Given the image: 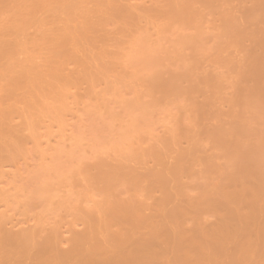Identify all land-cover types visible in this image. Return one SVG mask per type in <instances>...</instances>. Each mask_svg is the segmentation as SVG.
<instances>
[{
    "label": "rangeland",
    "instance_id": "rangeland-1",
    "mask_svg": "<svg viewBox=\"0 0 264 264\" xmlns=\"http://www.w3.org/2000/svg\"><path fill=\"white\" fill-rule=\"evenodd\" d=\"M17 1H18L17 5L19 3L20 4L22 3V0H16V2ZM41 1H43L44 4L47 5L46 6L47 10L49 9V11H51L50 8L52 9V11L50 13H49V11L47 12V18L49 19L50 17H48V16H51L50 14H52L51 17L55 16L54 18L57 19V20L51 19L52 22H53V23L50 22L51 24H54L55 22L58 24L59 22H61V24L64 25L62 22H64L68 17L70 18V16H68V17L65 16L69 12L71 14V18L70 19H72V20L70 21V19L68 18L69 20L68 19L67 20L69 22L68 21L67 22H68L69 25H71V27H70L71 30H72V27L77 29V27L75 25L78 26L81 23H83L84 24V28H86L85 25H87V24L84 23L82 17H81V20H82L81 23H80V20H79L78 21L79 24H77L78 23L77 20L80 19L79 17L82 16L85 13L84 11L86 9H88L89 7L90 8L88 10H86L88 15H86L87 13H85V15H84V17L86 16V19H87V16H89V14L91 16L92 13H93V15H96L99 12V11H97V10H99L98 6L94 4L97 0L96 1L93 0V1H95V2H92L93 4L91 3L92 0L89 1L90 3H88L87 0H84V3H83L82 0L81 1L80 0H70V1L67 0V1H69L71 3H74L73 5L76 6L75 7L76 9L69 2H65L66 0L65 1L56 0V1H62L63 2V3L61 2L62 4H64V5L66 4L65 6H63V5L60 6L61 3L60 2L56 3L55 0H53V2H50L51 0L50 1L49 0L48 1L41 0ZM79 1L82 2V3H79ZM100 1H104V0H100ZM111 1L112 0H109L107 2V6L110 5V7H112L111 4H113V6L115 8H117L116 4L119 1L118 2L119 3V8H118V10L115 9V10H117L118 13L117 12L116 13L118 15L120 14L119 12H125L126 10H128L129 13L125 12L126 15L124 13H121V15L124 14L125 16L123 15L124 17H123V19H121V21H116L115 20L116 18L114 17V15H112V16L115 19L111 16L112 12H110V10H108L109 8L107 6L105 7L104 5L102 6V4H101L102 2H101L100 5H101V9L103 11H101V9H100L99 17H98V14H97V18H96V16L93 17V15H92L91 17L90 16L88 17L89 18V19H87L88 21L87 20H85V21L88 24H90V27H91V25L92 26L95 25L96 30L99 31L98 30L99 29V24L101 22L100 18H102V20L104 19V21L109 20V22L107 21L108 23L107 22H103V25L107 24L105 27L103 25H101L102 23L100 24L101 27L103 26L102 30L104 32H105V30H107L109 35H108V33H102L103 31H101V32L99 31L100 35H102V34L105 35L106 34L107 37H106L105 40H104L105 37L103 35H102L104 37L103 39H102V37L100 35L98 36L99 33H95L92 38L90 37V39L86 40V38H84L83 40L84 41L86 40V43L84 41H82V40H77L79 43H80V41L83 43V44H81V46L83 48L82 47H78L80 45L77 42H76L77 45H76V43H75V45H72V44L71 45H67L66 44L67 47H65L66 45L63 46V47H65L66 48L65 50H68L69 52L68 51L66 52L64 50H63L64 53L60 52L61 55H63V58L60 57L61 59H57L60 56L59 53H58L59 52L58 51L59 48L57 49L58 52H56L55 50H52V48H51L53 46L52 44L56 40L53 41L52 44L48 43L49 46L50 45H52V46H50V49L46 50V48H49V47H47L48 44L46 43V41H44L45 39L43 40L45 42V45H43L42 44L43 41H41L39 39V38L46 37V35L45 36L44 35H40V34L36 35V33H35V32H38V30H40V29H38V27H39L38 25H40V24L37 23V22H39V16L42 17V15H43L40 12L42 10H45L44 8H46V7H44V5H42V2L39 1L41 3V4L39 3L40 5L37 3L36 9H35V7H32V9H27L26 10V8H25L26 12L23 11V13L19 12L20 11L19 9H21V8H17L19 11L17 9H14V13H15V10L18 11L19 13H21V17H20V14L18 12L14 14L13 11H12L13 10L12 8H11L12 9L11 12L7 11V9H4L5 12L7 11L6 13H8V15H7L8 19L13 18L11 15L9 16L10 13H13L12 15L13 16L15 15L14 16L15 18L19 17L18 19H15V18H13V19L20 21V23L23 26L19 22L18 23L23 27V29H22V27H18L19 30L16 28L15 31H13L14 28L16 27L15 26L16 22L14 21L15 22L14 23L13 20L12 21L10 20V22L14 23L15 27H13L12 25H11L12 27H10V26H7V24H6V26L4 28H6L7 30H5L3 28L0 29L2 31L0 36L2 35L3 37H5L6 38V39L4 38L5 41L8 38H10L9 39L10 41L8 40V42L9 43L10 42L11 43H15V44H12L13 47L16 46L18 48L19 44L21 42H22V44L25 45V46L21 45L23 47H26V46H28L26 44H29L30 47L28 46L27 48H23L25 50V51L23 50V52H25V53L28 52L27 55L25 53H22V49H21L22 47L21 46H20L21 48L19 47L20 50L19 49L17 50V48L16 49L14 48L12 50L13 53H14V50H17L15 52H17L18 54L20 52V55H21L22 58H24L23 56L26 55V57L28 58L29 62H28L27 58H25L24 59L25 61L23 60L25 63L23 61H21V63H20L18 60H21L22 58H20V55H18L17 53L16 54L18 56L15 55V54H14V56L13 55L12 56L16 59L15 60L16 63L18 61V63H20L21 65L24 64L25 67L28 66L30 68V70H32V68H34V69L37 68L36 70L33 69L34 72H35L34 77L33 78H29V77L22 78L21 82L23 84L22 83L21 84L23 85V88L25 90H28V91H30L32 93L34 91H36L38 93V95H39V99L41 100V105L35 106V108H33L34 111H29L28 109H23V107H22V109L21 108L19 109V112L15 111L17 113H14V114L12 113V115L10 117V120L8 119L9 122H7L9 125L8 126L6 125V128L8 129L7 131L8 132L14 131L15 134H14V136L8 135L5 147L9 151V153L13 154V158L17 155L16 156L17 163L15 164V158L13 159L11 157L13 159V163H12L13 165H11V167L8 166L7 169L4 168V171H7V173H9V176H7L8 174L6 173L4 176L1 177V179L3 178L5 180V186H4L3 182H0L1 186L3 185V188L0 187V189H1L0 190V195L2 193H6L8 191L6 193V196H4V198L5 199L9 198V199L12 200V201L10 200V203L4 204V203H2V201H3L2 199L3 198L2 197H1L2 199L0 198V200H2L0 204L1 205L3 204L2 205L3 207L0 205V207L2 208V209L0 208V211L2 210L5 215L7 214V217H9L11 215V213H12V215L9 217V220H6L7 222H10V223H8L6 225L7 227H8L9 224L10 225L13 224V221H12L13 219L19 220V218L21 216L25 217V219L23 217H21L18 223H20L21 221L24 222V220H25L26 224H29L30 226L33 224L36 227H37V224L44 225L45 227H48V226H46V224H48V223L50 225L54 223V226L56 227L55 222L56 223L58 222L57 224L60 225L59 222H61V224H62V222H65L66 220L69 221L68 218L70 219L71 217H72L71 219L75 218V220H76L79 216H81V217H79L78 219H81V221H83V223H84L85 220H86V222H88L87 220L91 218L92 222H89L91 224V223H93L95 221L94 219H96V221H97V219H99L102 215L99 214L100 216H98L95 212L93 213V215H90L92 213H90L86 208H88V207L90 208V206H92V205H90V203H92V202L94 203V205L96 204L95 205V208H96L97 203L95 201H97L98 204H100L102 201L96 200L95 197L100 198V197H102L101 195H103V196L105 195V197H106V194L108 192L107 190L111 191V192H109V193H111V195L110 194H107V195H109L111 197H114V196L125 197L124 201H126V198H127V196H125V194L129 191L128 194L129 193L130 194L129 195L127 194V195L130 196L131 202H133V203H134L133 198L135 197V200H136L137 196L139 195L140 198L139 197L138 198L141 201L138 200V202L141 203V207L145 208L146 211H147V206H148L149 202L151 201V197H149L151 194L156 196V199H157V201H159V204H163V203H160V198L162 196H163V199L166 198L167 202L164 203V204H166L167 208H169L171 206V204H169V199H171V197L168 198L170 195L173 196V198L171 199L172 201L174 200L173 203H175V205L178 204V206H184V205L186 206V204H184V202L186 203L187 198L192 196L191 198L188 199V201H192L193 202L194 199L196 200V198H194L196 196V197H198V199L196 201H198L197 203H199L201 206L197 205L196 207H193V210H189V211L187 210L188 214L185 213L184 214L185 217H183L184 215H182V217L185 218V219H182L180 217L181 219L179 218L178 222L181 223L182 222L181 220H183V222L186 223L185 225L188 226V228H190L192 226L193 222H191V221L192 220L194 221L195 217H196V220H201V221H203V220H208L209 221L210 220V221L213 222L214 219H213L212 213L210 212L211 209L209 210V209H207V207L204 208V205H206L207 203L206 202H202V200H201L202 197H206L204 195H211V194L213 195L214 194L215 197L218 198V196H217L218 194L217 193H218V191H220V198H221L223 196L222 194L225 191H228L226 189V188H228V186H230L228 189L234 190V189H236L235 187L237 185V184L235 185V183H234L236 181H234V182L230 181L229 182V183H232V184L234 183L233 184V185H235L234 187H232L231 185H228L227 187L223 188L224 186L222 185L223 186L222 187L219 184L217 186V188H218L217 189L218 191H217L215 189V187H216L215 184L217 185L219 182H222L221 181L222 178L218 179V180L216 179L217 181L214 179V181H213V178H214L215 174H216V177H217V172L214 175H213V173H208L207 174L205 172L206 176L208 175V177L206 178V177H204V175H203V177L201 176L202 175L201 173L204 174L203 168H201L202 170L198 169V168L201 167V165H203V167H204V164H209L210 166L208 168H210V169H211V166L213 164H214L213 166H215L217 164L215 166L217 169H218V166H220V168L223 169L225 166H227V165L229 166V164H230L229 162L233 159L234 156H236V155H234L232 157V156H230L229 152L226 151L223 154V156L221 157L220 156L221 153H219V152H222L225 149L223 150L222 149L223 147L219 149L217 147L218 143H216L218 141V139H219L218 138L219 136L222 137V135L226 134V135H229L228 137H230L229 130H228V132L226 131V133L224 132V134H221V135H220L221 132L219 133V130L216 131L217 130L216 127L217 128L219 127L221 129V131H222L223 127H220V126L221 125L225 126L224 124H220V126H219V123H221V121H222L221 120L219 122V120L221 118H223V117L226 119L227 116L228 117L230 116L229 115L230 113H227L228 114L227 116L225 115L226 114V110H224L225 112L220 111V110H223V109H221V107L226 108V106H225L226 102L222 103L223 98H225V100L227 99L228 102L229 101L233 102L232 99H236V98H232L231 100H228V98L230 99V97H234V95H235V97L238 98L237 99L238 102H237V100L236 101L234 100V102L231 105H233L232 106L233 108L237 107L236 108L237 109V113H238V110H239L238 115L240 114V117L237 118L238 120L237 119L232 120V118H231V119H228V120H231V121L226 122V125L229 122H230L231 125L233 124L231 127H230V125H227V126H229L231 128V131H232L231 134L233 133V137L235 136V138H236L235 134L238 132V134H239L238 137L241 140L240 144L243 143V142L244 143L246 142V144L249 143V145H251V144L257 145V147L261 148V149L259 148L260 149L259 151H262V153H260V154H264V152H263V149H264V138L263 137H264V135L262 137V134H264L263 133L264 131H261V135L259 134V130L258 129L256 130L257 132H254L255 130L252 127L254 126V128H256V124L253 123L254 119H253V121H249V120H252V119H250V117H251L250 114L251 113L248 112V115L250 116L249 120L246 117L247 114L246 115H242L243 113L242 114L240 113V111L243 112L244 109H245L244 104H243L244 103L243 100L245 102H248L249 99L247 97H244L245 95L242 96V94L241 95H236V94L230 95L231 92H232L231 91L232 90V88H231L232 86L230 84H232L234 79H236L235 77H236V74H237V72L239 70L238 67H239V64L241 63V62L238 63V61H239V59H240V61H242L241 56L244 55L243 54L244 52H243V53H241V55L239 57L238 56L239 54L237 55V53H240V50L241 51L243 50L242 46H243L244 43L247 44V46L253 44L250 41V37L249 38L246 37L248 43H246L247 42L246 40L243 41L244 40V38H243L242 43H241L242 45L240 46V48H242V49H240L238 51V48L236 47V45L237 46L240 45V39L243 37L242 35H244V32L241 35V32L243 30L241 27H242V24L244 23V22L242 23L241 20H242V18L244 16L241 15V17H238L237 12H235L234 10L237 11V9L239 8V11H240L239 14H241V12H244V15H245L246 14V12H245L246 10L244 11L243 7H246L247 3H249L248 1H250V0H248V1L247 0H243V1L242 0H118L116 2L114 0V3H112ZM244 1H245V3L247 1V3L245 4ZM45 2H47V4ZM85 2H87V3H85ZM97 2H96V4L99 5V2L98 3ZM105 2L106 1H104V3ZM75 3L77 5L80 4L82 6V9H84V11L82 9H78L81 6L79 5V7H78L77 5H75ZM244 4H245V6H244ZM41 5H42V7H44L43 9H42V7H40ZM49 5H50V7H48ZM68 5L70 6L69 7L70 9L67 7ZM93 5H95V7ZM238 5H240V6H238ZM236 6H237V9H236ZM38 7L40 8L39 9L40 11L37 10ZM63 7L65 8V10L63 9L65 12L68 11V9H69V11L67 13L61 11L62 14L60 15L58 13L60 11H56V10H60V9L62 10ZM102 7H104L106 10L104 11V8H102ZM241 7H242L243 10L240 9ZM13 8H15V7H13ZM55 8H56V10H55ZM92 8H93V12L91 10ZM261 8H263V7H261ZM261 8H260V10H261ZM95 9H96V14L94 13ZM119 9L122 10V11H119ZM245 9H247V8H245ZM8 10H10V9H8ZM36 10H37V12H36ZM79 10H82V11H79ZM111 10L114 11L113 7H112ZM256 10H259V9H256ZM88 11H90V13ZM108 11L110 13H104L103 14V12H108ZM45 12H46V10L44 11L43 17L46 16ZM78 12H81V13L83 12V14L79 15L81 13H78ZM232 12L234 13V15L237 14V16L233 17V13ZM258 12L260 14V11H256L255 14L260 16L261 23L264 24V13H263L264 11H262V13L260 15L257 14ZM3 13L1 11L0 18L2 17L1 15ZM36 13L42 14V15L37 16L38 14H36ZM56 13H57V16L59 14L60 17L59 16L57 17ZM69 13H68V15H70ZM33 14H36V16L33 15ZM72 14L75 15V16H73ZM76 14H78L79 17L76 16ZM251 14H253V13H251ZM255 14H253V17L254 16L257 17ZM102 15L103 16L105 15V16L102 17ZM16 16H18V17H16ZM64 16L66 18L65 20H64ZM72 16L74 18H76V19L74 20L72 18ZM109 16L111 17V21H110ZM120 17H122V16H120ZM226 17L234 18V19H232V18H229V19H232L231 21L234 24H236V25L237 24L238 25L241 24L239 26V28H241L242 30L239 29V30H241V31H239L237 29V31L240 32L239 36L237 35L238 33L235 35V33L237 31L234 33V31L232 32L231 29H227V25H228L227 21L229 22V20H227L228 18H226ZM245 17H244V19L246 20ZM6 18H3V20H1V21L4 22V19L6 20ZM30 18L32 20L35 19L34 20L35 22L34 21L32 22V20ZM60 18H61V20L63 18V21H59L58 22V20ZM98 18L100 19V21L98 20ZM240 18H241V20H240ZM257 18H259V17H257ZM8 19H7V21L9 22ZM44 19H45L44 21H42V19L40 20L41 23H43L42 25H40L41 26L40 28H42V26L44 25V23L46 21H47L46 25H51V24H47L49 22H48V20H46L45 17H44ZM93 19H95L94 22H96L97 24L99 23L98 27H96V24L92 21ZM244 19H243V21H244ZM96 20H98V21H96ZM251 21H253V20H251ZM10 22L8 23L9 25H10ZM90 22H92L94 25L91 24ZM255 22H259V20L257 19V21H255ZM33 23L35 25L37 24L36 26H38V27H36V29L34 28L35 25ZM246 23H247V20L245 21L244 24H246ZM259 23H258V25H256L255 29L256 28L260 29V27H263V25L260 26V27H257V26L261 25ZM19 24H18V26H20ZM61 24L59 23L60 26L51 25V26H53V29H50V28H52L51 26L49 28V26H45L44 25L43 27L44 28L47 27V28L42 29L41 30L42 31L41 34H44V32L45 33H51V34L53 33L55 37H52V38L58 39V37H62V36H59L60 33L58 31H55V29H57V27H60L57 30L61 29L62 28ZM68 24L65 23V25H67V28L65 27V25L63 26L64 28H62V29H63L64 32L62 30H59L60 32H62L61 35L63 33H65V31L68 32V30H69V28H68L69 25ZM83 24H81V25H83ZM32 25H33V27H32ZM118 25H119V27H118ZM238 25L236 27H234L235 25H233V27L234 28H238ZM249 25H251V23H249ZM246 26H247V24H246ZM252 26H253V24H252ZM7 27H10L11 29H13L11 31V33L9 31L10 29H8ZM80 27L78 26V28H80ZM87 27H88V25H87ZM225 27H226V29H224ZM244 27H245V25H244ZM32 28H33V30H32ZM91 28L95 29L94 27H91ZM115 28H117L116 31H115ZM229 28H232V26L229 27ZM249 28H253V27H249ZM83 29H82V31H79V32H78L79 29L77 31H75L78 34L80 33L79 34V38L77 37L78 39H80V37L83 36L84 33L86 32V29H84V30ZM259 29H257V31H259ZM3 30H4V32H3ZM20 30H22V31H20ZM52 30H54V31H52ZM71 30H69V31H71ZM96 30H94V32ZM226 30H230L229 32L230 33L232 32L233 33L232 35H234V36H236L238 38L240 36H242V37H240V39L236 38L239 41V43H236L237 40L235 39V37L229 35L228 34L229 32H225ZM248 30H245V33ZM5 31H6V33H5ZM8 31H9V33H8ZM88 31H89V29H88ZM251 31H255V30L253 29ZM251 31H250V33H251ZM15 32L19 36V38H16L17 36H16ZM40 32H38V33H40ZM73 32L74 31H72L71 34H69L70 32H68L66 34V37L70 38V35H73ZM81 32H83V33H81ZM3 33H5V35H3ZM77 33H75L76 35L74 34L73 36H77L78 35ZM250 33L248 32L246 34H250ZM253 33L256 34V31L253 32ZM53 34L51 36H53ZM55 34L56 35L59 34V35L56 37ZM8 35H10V36L7 37ZM30 35H31L32 38L30 37ZM50 35H48L49 38H48V36H47V38L49 39L48 42L51 43ZM228 35L231 36V38H234L236 41L233 40V39H229L230 37ZM251 35H252V33H251ZM254 36L255 35H253V37ZM14 37L16 39H18V41L19 40H21V41L18 42V41H16V39L13 40ZM29 37H30L31 41H30ZM84 37H85V35H84ZM180 37L183 38V39H180ZM75 38H73V37H72V39L70 38V41H72V42L74 41L75 42L76 41ZM1 39L3 40V38H1ZM36 39H37V41H36ZM63 39H61V40H63ZM11 40L14 41V42H12ZM229 40L230 41L233 40L232 44L235 43V44H233L234 45V49L235 48H237V49H235V50L232 49L233 47H231L232 46L231 43L230 44L227 43V42H230ZM254 40H252V41L255 43ZM63 41H66V40H63ZM68 41H66V43ZM249 41L251 42V44H249ZM6 42H5V45L7 47L8 46L10 47L11 43L9 45V43L7 44ZM34 42H36V43L38 42V43L36 44ZM39 44L42 45L44 49L42 48V46L38 47V46H40ZM55 44H56V42H55ZM55 44H54V47L57 48V44L56 45ZM63 44H65V43H63ZM68 44H69V42H68ZM85 44H86V46H84ZM223 44H225L226 46H227V44L231 45V46L228 45L229 47H231V48L228 47V51L229 50H233V51H231V53L227 52L231 56L226 55L227 54L226 51L225 52L223 51L226 54H225V56L221 55L222 56L221 58H223V56H224V58L226 56L230 57L229 61H228V59L226 60L227 62L224 61L227 57L223 60L224 64H222L223 61H221L219 63L216 62V61H219L218 60L219 57H220L219 55L223 54V53L219 52L220 47L223 46L222 50H224L223 48L226 47ZM245 44H244V46H245ZM35 45L37 46L36 50H38L37 54H35L36 53V50H35L36 46ZM68 46H70V48L74 49V51L77 50V49L79 50L78 51V54H79V58L78 59H77V57L76 58L69 57L70 56L69 54L72 52V49L70 50V48H68ZM13 47H11L10 49H12ZM85 47H86V51L88 53L85 51ZM249 47L251 48V46H249ZM33 48H34V50H33ZM244 48H247V47L245 46ZM42 49L44 51L43 52L44 56H43V54H41L42 53ZM82 49H84V50H82ZM48 50H49L50 54L52 53V51H55L56 53H58V54H56L55 52H54L55 54L52 53L50 56L54 57V60L51 61L49 59L50 58L49 57L48 58L49 62H48V60H46L47 57H48L47 55H49V53H47ZM80 50L84 51L82 56H81L82 51H80ZM248 50H250V49L248 48ZM32 51H34V52H32ZM39 51H41V52L39 53ZM236 51H237V53H236ZM12 52H11V54H13ZM65 52L67 54H65ZM85 52H86L87 55L86 54L84 55ZM218 52L220 54H218ZM21 53L23 54V56H22ZM29 53H31V54H29ZM232 53H234V54H232ZM45 55H46V57H45ZM52 55H56V56H52ZM57 55H58V57H57ZM233 55L235 56L234 58H233ZM31 56H33V57H31ZM34 56L37 57V58H35ZM238 57H239V59H238ZM33 59H35V60H33ZM51 59H53V58H51ZM236 60H237V62H236ZM31 61H34L35 63L34 62L33 63L36 64L38 67L36 65H35V67H31L32 65H34V64H32ZM231 61L235 62L236 66H233L231 64L233 62H231ZM15 62H13V64L17 65L18 63L16 64ZM28 63L31 64V66ZM89 63H92V66H94V65L97 66L95 71H93V69L89 65ZM232 66H233V68H232ZM240 66H241V64H240ZM29 68L27 70H29ZM234 68H235V70H234ZM24 69H26V68H24ZM75 69H77L78 71L82 70L81 74L77 73L75 71ZM154 69L155 70L157 69L159 71V73L154 72V73H156V75H155L156 77H154V78L157 79V80L153 81V84L151 85L150 81L152 79H150L148 77L149 76L148 73H150V72L152 73V71ZM220 70L222 71V73H221ZM213 72L216 73V76H217V73L219 72L220 78H219V76L216 77L215 73L213 74ZM83 73H84V76L80 77ZM154 73H152V74H154ZM206 73H208L207 74L208 76L206 75L207 78L205 76H202L203 74L205 75ZM221 74H223V75L221 76ZM162 75L163 76L165 75L164 78H163ZM150 76H152V75H150ZM201 76H202V78L203 77L206 78L202 82H205V83L209 82L208 84L211 83V85L214 86L213 87L214 91H213V89H211L212 87L208 86L207 83H206V85H204L205 83H203L204 86H201L202 85V82H200L201 81ZM61 77H64L65 80H67V82L64 83L65 80L61 81L60 80ZM146 77H147V79L149 78V81L146 79ZM170 77H172V78H170ZM220 79H222L224 82L222 80H220ZM157 81L161 82V83H159V85L160 84L161 85L158 87L159 88L158 90L161 91V93L164 92L165 96H163V97H161L163 94L159 93L156 90V88H155V86H157L156 85ZM174 81L176 82L177 85H179V86H177L175 84L177 87H182L183 86V88L181 90L182 92L180 91L178 93V91L176 90L177 87L174 86L175 87L174 88L172 86L173 83H175ZM221 81L223 83H225L224 84L225 86H226V84H229V83H227L228 81L229 82L232 81V82H230L229 85H227L228 87L230 86L231 89L228 88V87H225L223 85V83H222V89H220V87H221L220 85L221 84L219 82H221ZM193 82L194 83L198 82L199 84H201L200 88L201 87L203 89L206 88L205 89L206 91H207V88H208L209 90L214 92V94H215V95L213 94L214 97H212L213 95L211 96V93H210L211 91L210 92L208 91V93H210V94H207V92L205 93L204 90H200L198 85L196 86L197 89H195V86H194V89H192V90L194 92L196 90L197 91L192 94V90H190V89L193 88L192 87L193 84L190 85V83H193ZM188 85H189V88H188ZM194 85H196V84H194ZM184 86H187L185 88H188V90L191 91V93H187L189 91L188 90L186 91L184 89ZM205 86H207V87H205ZM171 89H175L176 91L175 90L172 91ZM178 90H180V88ZM184 90L186 91L185 92L186 94H184V92H183ZM200 91H203L205 96L208 97L206 100L202 99V95H200L201 94ZM218 91H220L219 94H217ZM173 92L177 93V94L175 93L176 97H177V101H176L175 98H173V100L170 101V99L175 95V94H173ZM198 92H200V93L198 94ZM221 93L224 94V95H222ZM160 94H161V96H160ZM194 94H197L196 95L197 97L199 95V97L196 99V96H194ZM227 94H229V95L226 96ZM166 95L169 96V98H168L169 100H167V96ZM170 96H172V97H170ZM240 96L243 99L242 101L239 100ZM203 97H204V95H203ZM206 97H204V98H206ZM210 97H212V100L209 99ZM162 98L165 99L166 101L163 100ZM194 99H196V100H194ZM178 100H179V102H178ZM198 100H199V102L202 101L201 102L202 104H199L197 102ZM172 101H174L176 103L178 102V105H180L182 108H180V106L178 108V105L175 106L176 103L174 104ZM181 101L185 105L184 104L182 105V103H180ZM44 102H45V105H44L43 108H41L43 106ZM228 102H227V108H230L229 107L230 105L228 104ZM21 103H19V105H21ZM203 103L204 104L206 103L205 105L208 106L209 113H208V110H207V106H205V105L202 106ZM251 103L252 102H250V104H249L250 106L252 105ZM191 106H192V108H191ZM218 106H221L220 109H219ZM250 106H249V108H252V106L251 107ZM254 106L258 108V109H256V110H258V112H260L259 111V107L264 109V107L259 106V105H257V106L253 105V108H254ZM198 108L201 109V111H199V113H198ZM205 108H206L207 113L209 115L207 113H205V110H204ZM247 108H248V105H247ZM247 108H246V110H247ZM186 109H188V110H186ZM190 109H191V111H189ZM193 109H195L197 111L196 115L200 116V114L204 113L203 115L200 116L199 120H198V116H196L194 114L193 111H195V110H193ZM229 110H232L231 111L232 112L231 115L233 114V112H236V111H234V109H229ZM184 111H185V113L187 115L184 114ZM253 112H255V110ZM221 113H223L224 116H221V118L219 119L220 115H222ZM237 113L234 114L235 117H236ZM260 113H262V112H260ZM192 114L195 115V116L193 115L195 117V119L193 118ZM205 114L208 116V119L210 121L209 123H211V121L214 120V122H215V124L217 126L213 122H212V125H210V126L208 124V121H207V123H205V122L203 123L202 121H205V119L208 120L207 117L204 118ZM257 114L258 113L256 111V115ZM183 116L185 117L184 119H183ZM202 116H203V118H202V121H201V117ZM243 116H245V118L248 121L243 119ZM253 116H255V115H252V117ZM7 117H8V115H7ZM263 117L261 116V118H263ZM180 118H182V119H181V121L178 122V119H180ZM210 118H212V120H210ZM225 119H224V123H225ZM263 119H260V120L262 121ZM255 120L257 121V118H255ZM175 121H177V122H175ZM195 121H197V122H195ZM236 121L239 122V124H237ZM182 122H184V124H187L188 126L190 124L191 128L193 129V131L196 129L197 131L196 130L195 131L198 134H196L195 131H194L195 134H193L192 130H191V133L188 132V129L185 128L187 126L185 125V127H184L183 126L184 124ZM246 122H247V124L249 122H252L253 123V125L251 123L252 127H250L251 125L249 127L246 126ZM198 123H199L200 126H201V124H202V126H204L201 129V127L198 125L200 130H198L199 129L198 126H197ZM261 124H263L262 126L264 127V123H261ZM227 126H225L224 129L227 130V128H228ZM259 126H260V123H258V127ZM173 127H174V129H173ZM212 127H215V131L217 133H219V135L217 137L218 139H217L216 142L213 140V139H215V137L214 136L211 137V135H210V133L212 134L213 131H214V128H212ZM187 128H189V130L191 129L190 126L187 127ZM236 129H237V132H236ZM260 130H262L261 127H260ZM170 131L173 132V134L175 135V138H174L173 134L171 135V137H173V138H170V137L168 138V136L171 133ZM222 133H223V131H222ZM189 134L190 135L193 134L192 136H194V138L191 137V139L192 138L195 139L196 138L195 135H197L198 137L200 136L199 137L200 139L199 138H197V139L201 143H198L199 141H197V139L189 140L191 143L189 141H187L185 138L189 139ZM208 134L210 135V137H208L209 136ZM33 135H34V137H33ZM180 135L184 139L180 140L179 139L181 137ZM1 136H2V134H0V141H1ZM166 138H168L169 140L166 139ZM177 138L179 139L178 143H177V140H176ZM211 138H213V139H211ZM239 138L238 139L236 138V139L239 140ZM170 139H175L176 143L174 142V140H171V142H174V143H170L169 144ZM221 139L223 140L224 138H221ZM167 140H168V143L166 142ZM184 140H186V141H184ZM212 140L216 143L217 146H215V143H213ZM230 140L232 141V139H230ZM193 141H196L198 146L195 144L196 142L193 143ZM224 141L226 142V139H224ZM165 142H166V144H165L166 146L167 145L168 146L171 145L169 147H173V146H175L174 144H176V145H180V147L182 146L181 149L183 147L186 148V149H182L183 151H180V147L178 146L179 147L178 152H180V153H182V152L184 153V151L186 150L185 153L188 151V154H189V151L191 153V151H193L192 149H194V152L191 153V155L189 154V157H187L188 154L186 155V157H184L185 159L182 157V156H185V155L182 154L181 158H183V161L182 160L181 161L183 163L180 162V160L178 161V159H177V162H180V166L181 167H182L181 163L183 164V168H184L183 171L179 170V169H181L180 166H177L178 169L174 166V163H175L176 160H174L173 157L176 159V156H174V155L177 153L178 154L177 157H178L179 154H180V153L176 152L177 151L176 149L178 147L177 148L176 147L172 148L173 149V151H172L173 154L170 151L171 149L169 150L170 152L168 151L169 147L166 148L168 152L164 153L166 151L165 150L166 146L165 147H161V146ZM220 142H222V141L220 140ZM220 142H219V144H220ZM232 142H234V141H232ZM237 142H239V141H237ZM89 144H90V146H89ZM190 144L194 145V147L193 146L191 147L192 149L190 148ZM150 145H152V146L154 145L155 147L153 146V149H152V147ZM221 145H222V143H221ZM230 145L232 146V144H230ZM226 146H228V144ZM226 146L224 148H226ZM242 146L244 147V151H245L246 148H248V147H245V145H242ZM187 147H189L190 149L187 148ZM250 147H252V145L249 146V148ZM254 147H252V152H253V148ZM89 148L91 149L92 152L90 151ZM239 148H240V146H239ZM3 149H4V146H3V143L1 141L0 152L2 154L5 151V150L3 151ZM227 149H228V147H227ZM236 150H238V149H236ZM239 150H241V149H239ZM239 150L235 151V153H238ZM249 151H251V150H249ZM256 151L253 152L255 157H256V155H258V154H256ZM231 152H232V150H231ZM233 152H232V154H233ZM240 153H241V151H240ZM240 153H239V155H240ZM71 154H73V155H71ZM82 154L85 155L84 157H87L89 155L86 158L87 161L85 160L84 157H82V158H84V160L82 159V161H79L80 164H79V162H77L79 159L76 160L77 158H75L73 160L74 156L77 155L78 158H81V157H79V155L81 156ZM97 154H100L101 157L98 156ZM155 154L157 156H155ZM246 154H247V152H246ZM58 155L65 156V157L67 156V157L66 158L62 157V158L65 159L63 161V159H61V157L58 156ZM90 155H91V157H90ZM102 155L103 156H105V155L107 156L108 155L109 157H106V158H108L110 162L114 160L113 162L116 163V164L113 163V165H112V164H110L109 161H107L108 160L107 159L106 162H109V163L106 165V167L110 164V167H111V168L109 167L110 169H112V167H113V169H112L113 171L119 170V171L116 172V173H118L116 175L111 170V176H110L109 181H111V182H112V180L114 181V176H115V179L119 178L118 179L119 181L118 180H116V181L118 183L120 182L122 185L120 184L119 185L120 188H118L116 181H114L115 184H113L114 182L113 183L107 182V183H109V184H107L109 186H110V183L113 184V185H116V186L112 188L111 186H113V185H111L110 186L111 188L108 189V187L106 188V186L103 185V187L105 186V188H106L105 189L106 192L105 191H103V192L101 191L102 193H100L99 192L100 190L98 189V186L100 184L96 187L99 190L98 192L94 191V189L95 190H97V189L93 188L92 187L93 185H90V184L92 182V184H94L96 186L97 182H99V183L102 182V181H97L96 179H98L99 177L101 178L105 174L104 172L110 171L109 169H108V171H105V170L103 171L102 170L104 174L103 175L101 174L102 176L98 175V174L102 173L101 169L104 168L102 166H104L106 164L105 163L104 165H100L102 163L101 159L105 158V157H102ZM200 155H202V156L200 157ZM251 155L253 156V154H251ZM49 156H50V158H49ZM52 156L53 157L56 156V157L53 158ZM94 156L95 157L97 156L96 160H95ZM246 156L247 157L243 159L244 162H246L248 164L252 163V166L258 168L256 170H260L261 171L260 173L264 174V159H262V155H260L261 159L257 158V157L253 158L254 156L252 158H249L248 155H246ZM57 157H58V159H57ZM70 157H71V161L73 163L72 162L71 163L68 162V160L70 161ZM110 157L113 158V160H110ZM157 157H159V159H161L162 161L164 160V162L166 164V165L164 164L165 165L164 169H163L164 165L162 166L163 162L161 163V160H160V163H159V161H158L159 159ZM88 158H92V160L96 161V162H93L91 159L89 160L90 161L89 162ZM98 158H101V159L98 160ZM236 158L239 160L238 157H236ZM263 158H264V155H263ZM49 159H52V160H49ZM97 160L100 161V162H99V166H97L96 171H98V169H100L98 167H100V166L102 167L100 169L101 172L100 173L98 172V174H97L98 177L96 175V171H94L95 168H96V165L98 164ZM47 161H50V162H47ZM52 161L56 164V165L54 164L56 170L52 166V163H51ZM157 161H158V163H157ZM58 162H60V163H58ZM63 162H65V163L67 162L66 163L67 165H65ZM82 162H84V165H88V164L89 165L92 164L93 166L95 165L94 166L95 168L93 166H92V168L90 166H83V169L85 167L91 168V171H92L91 173L88 172L90 170H88V171L83 170V169H81L82 167H80V165H83ZM104 162H105V160H104ZM122 162H123V164H122ZM241 162H242V160H241ZM62 164H63V166H62ZM46 165H48L47 166L48 170H47ZM114 165H116V166L114 167ZM175 165H179V164H175ZM43 166H44V168H43ZM51 166L53 167V169H52ZM76 166L79 167L77 169L78 171H76V173H80V174L83 173V176H84V172H85V177L87 176L86 179H90L91 180V182H88V184L90 186L87 185V183L85 185V182H87L88 180H85L83 178V176H82V178H83V180H85L83 182L84 184L81 181L80 182L82 184H80L77 181L79 183V186H77V184H75L76 179H75V181L73 183L74 185L72 183H70L72 181L68 182V180L66 182L64 181V183H63V178L64 177L66 178V176L68 177L67 174H71L69 172L72 171L73 168H74L73 171H75L76 170L75 169ZM206 166H208V165H206ZM45 167H46V170H45ZM120 167H122V168H120ZM254 167H252V168H254ZM59 168H60V170H59ZM114 168H116L117 170L114 169ZM123 168H125V169H123ZM120 169L121 170L123 169L124 171L123 170L121 171ZM224 169H226V168H224ZM8 170H9V172H8ZM53 170H55V173L52 172ZM126 170H127V172H126ZM175 170H177V172H179V171L181 173L183 172V174H181L180 176H176L175 175L176 174ZM213 170H214V167H213ZM227 170L226 171L222 170L221 171L222 175L224 174V177L226 175H228L229 177L228 176H226V177L230 178L231 180H235L234 179L235 175L232 174L234 172H232V173L229 172V174H228ZM73 171H72V175H74V178H75V174L76 173L73 174ZM57 172H58V174H56ZM93 172L95 173L94 176H93V174H94ZM158 172H160V173H158ZM161 172L163 173L164 176L162 175ZM209 172H212V170L209 171ZM170 173H175V174L172 175ZM218 173H220V170H218ZM49 174H51V175H49ZM142 174L146 175V176H144L146 181H149V178H151L153 185H151L150 187L147 186V184H146L147 182L144 181V179H143L144 177H142ZM179 174L180 173H177V175H179ZM220 174L218 175V177L220 176ZM56 175H58V176L62 175L63 176V178H62L63 188L61 186L62 184H59V186H58V184H56V182H57L56 180H58V178H55L56 180L53 178ZM72 175H71V177H72ZM109 175L110 174L108 173V176ZM159 175L164 177V178H169V179L166 182H164L165 179L160 177ZM48 176H50V177H48ZM155 176L159 177L156 180L157 182L154 181V179H153V178H155ZM166 176H168V177H166ZM232 176H234V177H232ZM239 176H241V175L240 174H236L235 178H237V177L239 178ZM173 177H175V178H173ZM177 177H179L180 180H179V178L176 179ZM201 177L204 178V180ZM158 179H159V181H158ZM163 179H164V181H163ZM173 179H175L174 180L175 183H176L175 185L178 186L181 183V186H178V188H177V186H174V184H173L174 181H172ZM230 179H228V180H230ZM69 180H73V179H69ZM98 180H100V179H98ZM177 180H179L180 182L177 183ZM236 180L238 181V179H236ZM12 181H13V183H12ZM51 181L52 182L54 181L55 183L53 182L54 184L52 185ZM43 182H48V183L50 182V184H51V185L49 184L50 191L48 190V193L43 192V191H46V189H48V188L45 189V187L47 186L46 184H48V183L44 184ZM67 182H68V184H72L73 187H75V185H76L75 188L77 189V191L74 190L72 185L71 186L67 185ZM122 182L125 183V184H123ZM161 182H164L165 187H167L165 193H167L169 196L166 195V197H165L164 194L160 195V192H159L160 190H159L158 186H159V184H161ZM167 182H169V183H167ZM170 182L172 183V185H171ZM242 182H243L242 179L241 180L239 179V181L237 182V183H239L237 185V188L240 187V183H242ZM186 183L188 184V186H187ZM194 183L195 184L197 183V184L194 185ZM13 184H15V185H13ZM40 184H42V185H40ZM182 184L184 186L185 185L186 186L182 187ZM12 185L15 186V187H13ZM81 185H84L86 190H84V188L81 189L80 188ZM125 185H126L127 189L125 188ZM38 186L41 187V188H39ZM52 186L54 188H52ZM56 186L59 188V189L57 188V192L56 193L59 192L58 195L61 194L59 196L54 194L55 190H56V188H55ZM68 186H70V187H68ZM84 186H81V187H84ZM77 187H79V189ZM88 187L91 189L90 192H88V190H89ZM116 187L118 189H120V190H122V188H123V189H125V191L122 190V193H120V191H117L118 189L116 190ZM174 187H176V188H174ZM11 188L13 190L16 189L15 190L16 193H17V191H19L20 192V193L18 192L19 195L17 194L14 197V195L9 194L11 191H12V193L13 192L15 193V191H13ZM32 188H35V189H33L34 192L32 191ZM37 188L39 190H37ZM51 188H52V190H51ZM72 188H73V190H72ZM114 188H115V190H113ZM3 189L5 191L6 190L7 191L5 192ZM65 189H67L69 191H64ZM101 190H103L102 187H101ZM215 190L217 191V193H214ZM39 191H42L43 194H45L47 196L49 195V196L46 197L45 195H43L41 193L43 198L41 197V199H40V194H37V193H39ZM51 191H54V193L51 192ZM60 191H62V193ZM73 191H75L74 194H73V197L75 195L76 199H78L82 195L81 196L82 198H80V199H81L82 203L86 205V206L85 205L81 206V204H80L81 201L79 199V201L77 200V202H79L78 205L74 202V206L78 207L79 209H81L84 214L90 215V218L88 217V215L84 216L82 213H79L81 211H78V210H77L78 213L77 212L75 213V214H80V215H78V217L75 214L73 215L71 213L73 211V209L71 211L70 210L71 207L69 208L70 204L68 202H70V200H68V202H67V201H65V199H69L68 197H66V195L68 194V196H69V194L71 192H73ZM82 191H83V193H82ZM113 191H115L116 195L112 194ZM179 191H181V192H179ZM66 192H67V194H66ZM118 192H119V194H117ZM178 192L179 193H183L182 195L186 196L185 197L186 199L185 198L182 199L181 198L182 196L180 197L181 194H178ZM79 193L81 195H79ZM84 193L87 194V195H83ZM89 193L90 194L93 193L91 198H90L92 200V202H89L90 206L87 207L88 203H87V201L85 199H87L86 196H89ZM23 194H25V195H23ZM76 194H77V196H76ZM21 195L23 196V198L26 196L27 199L23 200ZM93 195H94V197H93ZM16 196H17V200H16ZM20 196H21V198H20ZM56 196L59 197V198L56 199ZM62 196H64L65 199ZM84 196H85V198H83ZM109 196H107L108 199H109ZM159 196H161V197L159 198ZM61 197L64 199L65 205H68V207L67 206L66 207L62 206L61 207L60 206V202H57L58 199H61ZM71 197L72 196L70 195V198ZM208 197L210 198L208 201H211L212 199H213V201H215L214 200L215 197L212 198V199H211L212 196H208ZM45 198H48V199H45ZM102 198H100V199L102 200ZM116 198H118V197H116ZM120 198H119V200H121ZM199 198H201V199H199ZM220 198H218L217 200H219ZM9 199L6 200V201H9ZM20 199H22V200H20ZM82 199H84V200H82ZM93 199H94V201H93ZM87 200L89 201V199H87ZM104 200H106V199H103V203L105 202ZM16 201L18 203H19V201H22V202L25 201L24 204L26 202H28V204L20 206L21 204L20 203H19L20 205L16 204L17 203ZM50 201H51V203H50ZM71 201L73 202V199ZM99 201H100V203H99ZM107 201L109 202V200H107ZM124 201H121V202H124ZM54 202H55V204H54ZM33 203H35V204H34V207L32 208L33 205H31V204H33ZM46 204H47V206L49 208L51 206V209L53 207L54 212L56 211L55 212L56 215H54L55 213L50 211L51 209L48 210V208L46 207ZM101 204H100V206L102 207L103 204L102 205ZM5 205H6V207H5ZM28 205H29V208H28ZM9 206H11V207H9ZM25 206H26V210H27L26 212L24 211V209H25L24 207ZM41 206H43V207H41ZM57 206L59 208H61V210L62 209L65 210V213L67 214V216L68 215L70 216V214H71V216L70 217L66 216L64 218V216L66 214L63 212V210L62 211L61 210H57V209H59V208H57ZM71 206H72V204H71ZM38 207H39V209H38ZM82 207H84V208L82 209ZM92 207H91V209H92ZM101 207H99V208H101ZM141 207H139V208H141ZM43 208L47 212L45 210L43 211ZM15 209L18 210V211L14 212ZM19 209H20V211H19ZM22 209H23L24 213L22 212ZM67 209H69V210H67ZM75 209H77V208H75ZM75 209H74V211H76ZM28 210H30V211H28ZM69 211H71V212H69ZM22 213H23V215H22ZM25 213L27 215L33 213V216L32 217H31V215L27 216ZM41 213L42 214L44 213L43 217H45V215L47 213L49 215H51V216H49L47 214L46 217H48V219L45 217V220L47 219L46 220V222H47L46 224H44L45 221H43L44 223H42L41 220H37V217H40L42 215ZM1 214H0V216H1ZM62 214H63V219H62V216H61ZM57 215H59L61 217L60 218L61 220L59 219V216H58V219H56ZM186 215H189L190 218L186 217ZM2 216L0 217L1 219L4 218L2 220H5V218H7L4 215H2ZM28 217H29L30 221H28ZM43 217H40V218H42V220H43L44 219ZM50 217L51 218L53 217L51 219V222H53V223L50 222V219H49ZM104 217L105 218H103V216H102L101 219L103 218V219H106L107 221H109L108 220L109 216L107 214ZM214 218H215V216H214ZM103 219H102V221H103ZM15 220H14V223L17 222ZM96 221L94 222L95 225H97ZM77 222H78L77 228L80 229L79 226L81 227L82 224H80L79 221H76V222L73 223V220H71V224L73 226L72 228L75 231H77V229H76V226H74V225ZM104 222H102V223L105 224ZM205 222H207V221H205ZM109 223H110V221H109ZM17 224L15 223L14 225H16V227L17 226L21 227V225L25 226V225H23L24 223L21 224V225H19V224L17 225ZM110 224L113 225L112 222ZM100 225H102V224H100ZM185 225H182V226H185ZM66 226H67V224L65 225V227ZM86 226H87V224H86ZM14 227L12 229L15 230L16 227L15 228ZM26 227H27V225H26ZM62 227L63 226H61V227L59 226V228L63 230ZM105 227H107V226H105ZM105 227L103 225L102 229H99V227H98V229L102 231ZM114 227L116 228L115 225H114ZM114 227L111 228V229H115ZM107 229H108V227H107ZM108 230L110 231V228ZM64 235L68 236V234H66V233H63V236Z\"/></svg>",
    "mask_w": 264,
    "mask_h": 264
},
{
    "label": "bare ground",
    "instance_id": "bare-ground-1",
    "mask_svg": "<svg viewBox=\"0 0 264 264\" xmlns=\"http://www.w3.org/2000/svg\"><path fill=\"white\" fill-rule=\"evenodd\" d=\"M40 2H42V5H44V7H46L47 5H45L44 4V2L43 1H41V0H39ZM38 0H22V3L19 5H17V3H18V1L16 2V0H0V14H1V11H2V13L5 15H1L2 17L0 18V29H5V30H7L6 28H4L5 26H6V24H7V26H10V27H15L14 28V30L13 29H11L10 27H7L8 29H10L9 31H10V33H11V31L13 30V31H15V29L17 28L18 30H19V28L18 27H22L23 25L20 23V21H18V20H15V19H18L19 17V15L18 16H16V17H18V18H15L12 14L14 13V9H17V8H21V9H17L19 12H21V13H23V11H25V8H26V10L27 9H32V7H35V9H36V5H37V3L39 4L40 2H39ZM46 1H48V0H46ZM50 1V0H49ZM63 1H65V0H63ZM70 1V0H69ZM69 1H65V2H69ZM81 1V0H80ZM79 1V3H82V2H80ZM83 1V3H84V0H82ZM88 1V3H90L89 1H91V0H87ZM96 1V0H95ZM95 1H91V3L92 2H95ZM98 1V0H97ZM96 1V2H97ZM100 1V0H99ZM98 1V2H99ZM104 1H106L105 3H104ZM104 1H100L99 2V5L98 4H96V2L94 3L95 5H97L98 6V8H99V10H97V11H99L100 12V9H101V5H100V3L102 4V6L104 5L105 7L107 6V2L109 1V0H104ZM116 1H118V0H115V2ZM243 1V0H242ZM248 1V0H247ZM247 1H246V3H247ZM50 2H53V0H51ZM55 2L57 3V2H62V1H56L55 0ZM73 2V1H72ZM97 2V3H98ZM112 3H114V0H112L111 1ZM119 2V1H118ZM117 2V4H116V6H117V8H115L114 6H113V4H111V6L113 7V9H114V11L113 10H111L112 9V7H110V5H108L107 7L109 8L108 10H110V12H112V14H111V16L112 15H114V17L116 18H114L113 16V18L116 20V21H121V19H123V17L126 15V13L125 12H128V10H126L125 12H119L120 14V16H122V17H120L117 13V10H118V8H119V3ZM249 3H247V5H246V7H243L244 8V11L246 12V14L244 15V12H241V14H239L240 13V11H239V8L237 9V6H236V9H237V11L236 10H234L235 12H237V14H238V17H241V15L242 16H246L245 18H246V20H247V26H246V24H244L245 23V19H244V17L242 18V20H241V18H240V20L242 21V29L244 30H242L241 28H239V26L241 25V24H237L238 25V28H234V27H236L237 25L236 24H234L231 20L232 19H234V18H232V17H226V18H228L227 20H229V22L227 21V29H231L232 30V32L234 31V33L237 31V29L239 30V29H241L242 30V32H241V35H242V33L244 32V35H242V36H240V37H242L241 39H240V37L238 38V37H236V36H234V35H232L233 33L231 32H229L230 30H226L225 32H229L228 34L229 35H231V36H233V37H235V39L237 38V39H240V45L239 46H237L236 45V47L238 48V51L240 50V49H242V48H240V46L242 45L241 43H242V40H243V38H244V40L243 41H247V38L246 37H250V41L253 43V44H251V42L249 41V44H251V45H249V46H251V48L249 47V46H247V44H245V46L247 47V48H244L245 46H244V44H243V50L241 51L240 50V53H237V51H236V53H237V55L240 57V55H241V53H243L244 55L243 56H241V59H242V61H240V59H239V57H238V59H239V61H238V63L239 62H241L240 64H241V66H240V64H239V67H238V72H237V74H236V79H234V81H233V85L232 84H230V82H232V81H228L227 83H229L232 87V92H231V94L230 95H232V94H236V95H241L242 94V96L243 95H245L244 97H247L249 100H248V102H245L243 99H242V97L240 96L239 97V100L240 101H242L243 100V104H244V107H245V109H244V111L243 112H241L240 111V113L242 114V115H246V117H247V119L249 120V117H250V119H252V120H249V121H253V119H254V121H253V123H255L256 124V128H254V126L252 127V125H253V123L252 122H249L248 124H247V122H246V126H250L251 125V123H252V125L250 126V127H252L255 131L254 132H257L256 130L258 129L259 130V134L261 135V131H264V127L262 126L263 124H261V123H264V109L263 108H261V107H259V111L260 112H262V113H260V112H258V110H256V109H258L257 107H255L254 106V108H253V105H259V106H262V107H264V24L263 23H261V18H260V16H258V15H256L255 13H256V11H260V14L262 13V11H264L263 9H264V0H250V1H248ZM252 2V3H251ZM46 4H47V2H45ZM63 3V2H62ZM60 4V6H65L64 4ZM72 6H74L73 4L74 3H71V2H69ZM85 3H87V2H85ZM244 3H245V1H244ZM245 3V4H246ZM251 3V4H250ZM41 4V3H40ZM39 4V5H40ZM93 4V3H92ZM106 4V5H105ZM245 4H244V6H245ZM38 5V6H39ZM42 5L40 6V7H42ZM56 5V4H55ZM75 5H77L76 3H75ZM79 5L80 4H78L77 6L79 7ZM83 5V4H82ZM85 5V4H84ZM95 5H93L94 7H95ZM250 5V6H249ZM4 6V7H3ZM81 6V5H80ZM90 6V5H89ZM238 6H240V5H238ZM242 6V5H241ZM13 7H15V8H13ZM44 7H42V9L44 8ZM48 7H50V5L48 6ZM68 8L70 7L69 5L67 6ZM76 6H74V8H75ZM77 7V8H78ZM88 7V6H87ZM92 7V6H91ZM256 7V8H255ZM261 7H263V8H261ZM13 10H12V9ZM73 8V9H74ZM84 8V7H83ZM90 8V7H89ZM88 8V9H89ZM102 8H104V7H102ZM245 8H247V9H245ZM260 8H261V10H260ZM4 9H7V11H10L11 12V10L13 11V13H10L9 14V16L11 15L13 18H15V19H13V18H11V19H8V17H7V15H8V13H6L5 12V10ZM8 9H10V10H8ZM40 8L38 7V9L37 10H39ZM45 10H46V12H45V15L46 16H44L45 18H46V20H48V22L49 23H47V24H51L50 22H52V20L51 19H55L54 17H51L52 16V14H50L51 16H48V17H50L49 19L47 18V12L49 11V9L47 10V7L46 8H44ZM65 10V8L63 7L62 8V10L60 9V10H56V8H55V10L56 11H60V12H58L60 15L62 14L61 13V11L62 12H65L64 10ZM70 9V8H69ZM69 9H68V11H69ZM72 9V10H73ZM76 9V8H75ZM78 9H82V6L80 7V8H78ZM88 9H86V10H88ZM115 9H117V10H115ZM235 9V8H234ZM240 9H242V7L240 8ZM253 9V10H252ZM256 9H259V10H256ZM37 10H36V12H37ZM45 10H42L40 13H42L43 15H44V11ZM50 10L52 11V9L50 8ZM83 11H84V9H82ZM82 10H79V11H82ZM84 11L85 13H87V11ZM92 10V12H93V8L91 9ZM106 9L104 8V11H105ZM171 10V9H170ZM169 10V11H170ZM243 10V9H242ZM241 10V11H242ZM255 10V11H254ZM18 11H16L15 10V13H17ZM40 11V10H39ZM51 11H49V13L51 12ZM68 11H66L65 13H67ZM75 11V10H74ZM101 11H103L102 9H101ZM119 11H122V10H120L119 9ZM239 11V12H238ZM18 12V13H19ZM26 12V11H25ZM31 12V11H30ZM34 12V11H33ZM32 12V13H33ZM73 12V11H72ZM71 12V13H72ZM76 12V11H75ZM89 13H90V11H88ZM97 13L98 14V17H99V14L100 13ZM109 11L108 12H103V14L104 13H110ZM117 12V13H116ZM131 12V11H130ZM14 13V14H15ZM21 13H19L20 14V17H21ZM35 13V12H34ZM48 13V14H49ZM69 13V12H68ZM68 13H67V15H65L66 17H68V16H70V18H71V14L70 15H68ZM78 13H81V12H78ZM85 13L83 14V12L81 13V14H79V15H82V16H78V14H76V16H78L80 19H78L77 20V22L80 20V23L82 22V20H81V17H82V19H83V21H84V23H86L87 25H88V27H87V25H85L86 26V28H84V24L83 23H81V24H83V25H78L80 28H78V26L77 25H75L76 27H77V29L76 28H74V27H72V30L70 29V27H71V25H69L68 24V20L70 19L69 17V19L67 20L66 18H65V16H64V20L66 21H64V22H62L64 25H65V23L66 24H68L69 25V30H71V31H69L68 30V32H70L69 34H71V32L72 31H77L78 29V32L79 31H82V29L84 28V29H86V32L84 33V35H85V37H84V35L83 36H81L80 37V39H78L79 38V34L77 33V32H75V33H77L78 35L77 36H73L75 33L73 32V35H70V38L72 39V37L73 38H75V42L73 41H70V38H68V37H66V34L68 33L67 31H65V33H63L62 35H61V33L62 32H60L59 30H62L63 31V29L62 28H64L63 26L64 25H62L61 24V22H59V21H63V18H62V20H61V18L58 20V22L61 24V29H59V30H57L58 28H60V27H57V29H55V31H58L59 33H60V35L59 36H62V37H58V39H56V38H52V37H55L54 36V34H53V36H51L52 34L51 33H45L44 32V34H41L42 33V29H45V28H47V27H43L44 25L45 26H49V28H50V26L51 25H55V26H60L59 25V23L57 24L56 22L54 23V24H51V25H46V22L44 23V25L42 26V28H40L41 26L40 25H42L43 23H41V19H42V21H44L45 19H44V17H43V15L42 14H38V13H36V14H38L37 16H39V15H42V17L41 16H39V22H37V23H39L40 25H38V26H36L34 23V25H35V29H36V27H38V29H40V30H38V32H40V33H38V32H35L36 33V35H46V37H44V38H39L41 41H43L44 39V41H46V43L48 44H52V42L53 41H55L56 42V44H57V48L56 47H54V44H55V42L52 44V45H50V46H52L51 48H52V50H55L56 52H58L59 53V57H58V55H57V59H61L60 57H62L63 58V55H61V53L60 52H63L64 53V51H68V50H65L66 48L65 47H67V45H75V43L77 42L80 46H78V47H82L81 46V44H83L81 41H80V43L77 41V40H82V41H84L83 39L84 38H86V40L87 39H90V37L92 38L93 36H94V34L95 33H99L98 34V36L100 35V32L101 31H103L102 30V28H103V26L105 27L106 25H103V22H109V20H107V21H104V19L102 20V18H100L101 19V22H100V24L101 25H103L102 27L100 26V24H99V31H97L96 30V28H95V25L92 23V22H90L91 24H93L94 26H92L91 25V27H94L95 29H93V28H91L90 27V24H88L85 20H87V19H89L88 17L90 16V14H89V16H87V19H86V16L84 17V15H85ZM94 13L96 14V9L94 10ZM121 13H124V14H122L121 15ZM129 13V12H128ZM127 13V14H128ZM233 13V12H232ZM249 13V14H248ZM251 13H253V14H255L257 17H259V18H257V17H253V14H251ZM264 13V12H263ZM36 14H33V15H35L36 16ZM55 14V13H54ZM53 14V15H54ZM58 14V16L60 17V15ZM97 14L96 15H93V13H92V15H93V17L94 16H96V18H97ZM102 14V13H101ZM236 14V13H235ZM237 14L236 15H234V13H233V17H235V16H237ZM257 14H259V12L257 13ZM259 14V15H260ZM73 15V14H72ZM86 15H88V13L86 14ZM91 15V16H92ZM110 15V14H109ZM118 15V16H117ZM124 15V16H123ZM4 16V17H3ZM56 16H57V13H56ZM57 16V17H58ZM73 16H75V15H73ZM72 16V18L75 20L76 18H74ZM90 16V17H91ZM105 16V15H104ZM103 15H102V17H104ZM107 16V15H106ZM117 16V17H116ZM228 16V15H227ZM7 17V18H6ZM41 17V18H40ZM63 17V16H62ZM101 17V16H100ZM108 17V16H107ZM106 17V18H107ZM3 18H6V20L4 19V22H2L1 20H3ZM32 18V17H31ZM30 18V19H31ZM35 18V17H34ZM109 18H110V21H111V17L109 16ZM120 20H119V19ZM229 18H232V19H229ZM256 18V19H255ZM7 19L9 20V22H10V20L12 21L13 20V22L15 21L16 22V25L14 26V23H12V22H10V25L8 24L9 22L7 21ZM100 19L98 18V20L100 21ZM108 19V18H107ZM118 19V20H117ZM243 19H244V21H243ZM250 19V20H249ZM257 19L259 20V22H255V21H257ZM32 20V19H31ZM35 20V19H34ZM34 20H32V22L34 21ZM38 20V19H37ZM55 20H57V19H55ZM72 19H70V21H71ZM94 20L95 19H93L92 21L94 22ZM98 20H96V21H98ZM251 20H253V21H251ZM30 21V20H29ZM68 21V22H67ZM88 21V20H87ZM90 21V20H89ZM232 23H231V22ZM251 21V22H250ZM22 25H20L19 23ZM35 22V21H34ZM107 22V23H108ZM12 23V24H11ZM20 25V26H18V24ZM53 23V22H52ZM95 24H96V27H98V24L96 23V22H94ZM232 25H231V24ZM249 23H251V25H249ZM255 23V24H254ZM257 23V24H256ZM258 23L259 24H261V25H259V26H257V27H260V26H262L263 25V27H260V29L259 28H256L255 29V27H256V25H258ZM77 24H79V22L77 23ZM252 24H253V26H252ZM12 25V26H11ZM120 25V24H119ZM119 25H118V27H119ZM233 25H235L234 27H233ZM244 25H245V27H244ZM249 25V26H248ZM231 27L232 26V28H229V27ZM32 27H33V25H32ZM52 28H50V29H53V26H51ZM65 27L67 28V25H65ZM249 27H253V28H249ZM48 28V29H49ZM56 28V27H55ZM101 28V29H100ZM250 30H255L256 31V34L255 33H253V32H255V31H251V33H252V35H251V33H250V31L248 30V29ZM22 29H23V27H22ZM76 29V30H75ZM83 29V30H84ZM88 29H89V31H88ZM91 29V30H90ZM116 29L117 28H115V31H116ZM224 29H226V27L224 28ZM257 29H259V31H257ZM32 30H33V28H32ZM65 30V29H64ZM94 30H96L95 32H94ZM241 30H239V31H241ZM245 30H248V31H246V33H250V34H246L245 33ZM9 31H8V33H9ZM20 31H22V30H20ZM52 31H54V30H52ZM109 31V30H108ZM239 31H237L236 33H235V35L237 34L238 36H239V34H240V32ZM3 32H4V30H3ZM32 32V31H31ZM49 32V31H48ZM51 32V31H50ZM64 32V31H63ZM67 32V33H66ZM258 32V33H257ZM2 33V31L0 30V34ZM5 33H6V31H5ZM5 33H3V35H5ZM81 33H83V32H81ZM102 33H108L107 32V30H105V32L103 31ZM111 33V32H110ZM15 34H16V32H15ZM33 34V33H32ZM31 34V35H32ZM51 34V35H50ZM57 34V33H56ZM55 34V35H56ZM246 34V35H245ZM260 34V35H259ZM7 35V34H6ZM31 35H30V37H31ZM34 35V34H33ZM48 35H50V41H51V43L50 42H48L49 41V36ZM58 35H56V37L58 36ZM76 35V34H75ZM92 35V36H91ZM105 37H103V36ZM102 35H100L101 37H102V39L104 38V40L106 39V34L104 35V34H102ZM108 35H109V33H108ZM183 35V34H182ZM228 35V36H229ZM253 35H255L254 37H253ZM10 35H8L7 37H9ZM16 38H19V36L16 34ZM47 36H48V38H47ZM65 36V37H64ZM185 36V35H184ZM231 36H229L230 38L229 39H233V40H235L234 38H231ZM262 36V37H261ZM12 37V36H11ZM30 37H29V39H30ZM34 37V36H33ZM182 37V36H181ZM180 37V39H183V38H181ZM1 38H3V40L1 39ZM4 38L5 37H3L2 35L0 36V134H2V136H1V141H2V143H3V146H4V149H3V151H4V153L2 154L1 152H0V179H1V177L2 176H4L6 173H7V171H4V168H8V166L9 167H11V165H13L12 163H13V159L15 158V164L17 163V161H16V156L13 158V154L12 153H9V151L6 149V141H7V137H8V135H12V136H14V134H15V132L14 131H11V132H8L7 130V128H6V125L8 126L9 124L7 123V122H9L8 121V119L10 120V117H11V115H12V113L14 114V113H17V112H15V111H18L19 112V109L21 108L22 109V107H23V109H28L29 111H34V109L33 108H35V106H39V105H41V100L39 99V95H38V93L36 92V91H34L33 93L32 92H30V91H28V90H25L24 88H23V83L21 82V79L22 78H26V77H29V78H33L34 77V75H35V72H34V70H36V69H34V68H32V70H30V68L27 66V67H25V65L23 66V65H21L20 63H21V61H23L25 58H27L26 57V55H27V53H25V52H23V48H27L28 46H29V44H26V45H28V46H26V47H23V46H21V45H24V44H22V42L19 44V47L22 49V53H25L26 55L25 56H23V54H22V56L24 57V58H22L21 57V55H20V52H19V54L17 53V52H15V51H17L18 49H19V47L17 48L15 45V47H13V45L12 44H15V43H11V45H10V43L8 42V40L10 39V38H8L6 41L4 40ZM15 37H14V39L13 40H15L16 39ZM32 38V37H31ZM63 39V40H66V41H68L69 42V44H68V42L66 43V41H63V40H61V39ZM66 38V39H65ZM82 38V39H81ZM255 40H254V39ZM6 39V38H5ZM236 39V40H237ZM28 40V39H27ZM26 40V41H27ZM74 40V39H73ZM86 40L84 41L85 43H86ZM232 40V41H233ZM235 40V41H236ZM252 40H254L255 41V43L252 41ZM10 41V40H9ZM12 41V40H11ZM16 41H18V39H16ZM21 40H19L18 42H20ZM29 41V40H28ZM27 41V42H28ZM30 41H31V39H30ZM36 41H37V39H36ZM39 41V40H38ZM43 41V45H45V42ZM230 41V40H229ZM232 41H230V42H227V43H231V45H229V44H227V46L225 45V44H223L224 46H226L225 48L227 49H225V48H223L224 50H222V47H220V49H219V52L220 53H223V54H220L219 52H218V54H220L218 57H219V61H216L217 63H219V62H221V61H223L225 58H224V56H225V54L227 53V52H230L231 53V51H233V50H229L228 51V47L229 46H231V47H233L232 49H234V45L233 44H235V43H233L232 44ZM234 41V42H235ZM257 41V42H256ZM5 42L8 44L9 43V45H10V47L8 46H6L5 45ZM12 42H14V41H12ZM65 43V44H63V43ZM24 43V42H23ZM34 43H36V42H34ZM38 43V42H37ZM36 43V44H37ZM41 43V42H40ZM77 43H76V45H77ZM236 43H239V41L237 40V42ZM246 43H248V41L246 42ZM46 44V45H47ZM49 44L47 45V47H49V48H46V50L47 49H50V46H49ZM55 44V45H56ZM67 44V45H66ZM17 45V44H16ZM32 45V44H31ZM40 45V44H39ZM66 45V46H65ZM229 45V46H228ZM18 46V45H17ZM25 46V45H24ZM34 46V45H33ZM36 46V45H35ZM42 45H40V46H38V47H41ZM63 46H65V47H63ZM84 46H86V44L84 45ZM11 47H13L12 49H10ZM30 47V46H29ZM46 47V46H45ZM74 47V46H73ZM77 47V48H78ZM231 47H229V48H231ZM16 49L17 48V50H14V53L12 52V50L13 49ZM32 48V47H31ZM36 48H37V46L35 47V50H36ZM42 48H43V46H42ZM54 48V49H53ZM59 48V50L57 51V49ZM68 48H70V46H68ZM83 48V47H82ZM237 48H235V49H237ZM248 48L250 49V50H248ZM39 49V48H38ZM41 49V48H40ZM44 49V48H43ZM43 49H42V53L41 54H43V56H44V51H43ZM72 48H70V50H71ZM234 49V50H235ZM20 50V49H19ZM30 50V49H29ZM33 50H34V48H33ZM45 50V51H46ZM64 50V51H63ZM82 50H84V49H82ZM82 50H80V51H82ZM13 53V54H11V52ZM25 51V50H24ZM31 51V50H30ZM37 51L38 50H36V53L35 54H37ZM51 51V50H50ZM55 51H52V53L53 54H55L56 52ZM78 49L77 50H75L74 51V49H72V54L70 53L69 55V57H72V58H76L77 57V59L79 58V54H78ZM85 51H86V47H85ZM226 51V53H224V52ZM32 52H34V51H32ZM41 51H39V53H40ZM55 52V53H54ZM65 52V54H67ZM69 52V51H68ZM83 52L84 51H82V54H81V56L83 55ZM87 52V51H86ZM86 52L84 53V55L86 54ZM20 55V58H22L21 60H18L20 63H18V61H17V63L15 62V58L13 57L14 56V54L15 55ZM46 53V52H45ZM47 53H49V55H47L48 57H47V59L46 60H48V62H49V59L52 61V60H54V57H51L50 55L52 54H50V52H49V50H48V52ZM58 53H56V54H58ZM62 53V54H63ZM88 53V52H87ZM235 53V52H234ZM234 53H232V54H234ZM235 53V54H236ZM29 54H31V53H29ZM13 55V56H12ZM17 55V56H18ZM46 55H45V57H46ZM87 55V54H86ZM221 55H224L223 56V58H221L222 56ZM226 55H229V53H227ZM52 56H56V55H52ZM229 56H231V55H229ZM14 59H13V58ZM30 57V56H29ZM31 57H33V56H31ZM35 57V56H34ZM42 57V56H41ZM50 57V58H49ZM235 56L233 55V58H234ZM19 58V57H18ZM19 58V59H20ZM35 58H37V57H35ZM49 58V59H48ZM51 58H53V59H51ZM229 58L230 57H227L224 61L225 62H227L226 60L228 59V61H229ZM237 58V57H236ZM30 59V58H29ZM237 59V60H238ZM27 60H28V58H27ZM33 60H35V59H33ZM237 60H236V62H237ZM15 62L17 65H15V64H13V62ZM25 61V60H24ZM23 61V62H24ZM50 61V62H51ZM224 61H223V63L222 64H224ZM28 62H29V60H28ZM32 62V64H34L35 62L34 61H31ZM34 62V63H33ZM46 62V61H45ZM231 62H233V61H231ZM25 63V62H24ZM27 63V62H26ZM234 63V64H233ZM233 63H231L233 66H236L235 64V62H233ZM237 63V64H238ZM30 66H31V64H29ZM35 65L36 64H34V65H32L31 67H35ZM89 65L92 67V69H93V71H95L96 70V68H97V66L96 65H94V66H92V63H89ZM23 66V67H22ZM37 66V65H36ZM216 66V65H215ZM233 66H232V68H233ZM38 67V66H37ZM24 68H26V69H24ZM29 68V70H27ZM219 68V67H218ZM237 68V67H236ZM34 69V70H33ZM155 70V69H154ZM152 71V73H154V72H157V73H159V71L156 69L155 71ZM234 70H235V68H234ZM75 71L77 72V73H79V74H81V72H82V70L81 71H78L77 69H75ZM221 71V70H220ZM236 72V71H235ZM151 73V72H150ZM150 73H148V77L150 78V79H152L151 81H150V83H151V85L153 84V81H156L157 79H155L154 77H156L155 75H156V73H154V74H150ZM210 73V72H209ZM215 72H213V74H214ZM221 73H222V71H221ZM208 73H206L205 75L203 74L202 76H205L206 78H207V75ZM150 75H152V76H150ZM207 75V76H206ZM220 74H219V72L217 73V76H219ZM223 74H221V76H222ZM84 76V73L80 76V77H83ZM163 76V75H162ZM165 76V75H164ZM164 76H163V78H164ZM202 76H201V81L200 82H202V81H204V79H206L205 77H203L202 78ZM215 76H216V73H215ZM216 76V77H217ZM149 78L147 79V77H146V79L149 81ZM154 78V79H153ZM170 78H172V77H170ZM219 78H220V76H219ZM222 78V77H221ZM218 79V78H217ZM232 79V80H233ZM60 80L61 81H64L65 80V78L64 77H61L60 78ZM176 80V79H175ZM220 80H222V79H220ZM164 81V80H163ZM223 81V80H222ZM219 82L221 85V87H220V89H222V83L224 82ZM67 82V80H65V82L64 83H66ZM175 82V81H174ZM22 83V84H21ZM63 83V84H64ZM159 83H161V82H158L157 81V86H155V88H156V90L159 92V93H161V91H159L158 89V87L161 85H159ZM203 83H205V82H202V85L201 84H199L198 82L197 83H190V85L191 84H193L192 85V87L193 88H191L190 90H192V89H194V86H195V89H197L196 88V86L198 85V87L200 88V85L201 86H204V85H206V83L208 84L209 82H206L204 85H203ZM176 84V82L175 83H173V87L174 86H176L175 85ZM194 84H196V85H194ZM225 83H223V85H224ZM229 84H226V86L225 87H228L227 85H229ZM177 86H179V85H177ZM176 86V87H177ZM208 86H210V87H212L211 89H213V91H214V86L213 85H211V83L210 84H208ZM185 87H187V86H184V89L187 91L188 90V88H189V85H188V88H185ZM205 87H207V86H205ZM204 87V88H205ZM209 87V88H210ZM175 88V87H174ZM180 88V90H178V89ZM176 88V90L178 91V93L182 90V88H183V86L182 87H177ZM228 88H230V86L228 87ZM230 88V89H231ZM206 89V88H205ZM205 89H203L202 87L200 88V90H204V92L206 93L207 92V94H210L211 93V96L214 94V92H212L211 90H209L208 88H207V91L205 90ZM219 89V90H220ZM172 91L173 90H175V89H171ZM175 90V91H176ZM183 91L184 92V94H186L185 92L186 91ZM199 90V89H198ZM189 91V90H188ZM197 91V90H196ZM195 91V92H196ZM208 91L210 92V93H208ZM217 91V90H216ZM221 91V90H220ZM220 91H218V93L217 94H219L220 93ZM182 92V91H181ZM193 90H192V94L193 93H195ZM201 92V94L200 95H202V99H207L208 97H206L205 96V94L203 93V91H200ZM200 92H198V94L200 93ZM176 92H173V94H175ZM187 93H191V91H189V92H187ZM203 93V94H202ZM161 94H163L162 96H161ZM160 94V96L161 97H163V96H165V94H164V92H162ZM172 94V95H173ZM177 94V93H176ZM176 94L172 97V96H170V97H172L171 99H170V101L171 100H173V98H175L176 99V101H177V97H176ZM222 94V93H221ZM168 95V94H167ZM166 95V96H167ZM191 95V94H190ZM197 94H194V96H196ZM203 95H204V97H206V98H204L203 97ZM215 95V94H214ZM214 95L212 96V97H214ZM222 95H224V94H222ZM229 94H227L226 96H228ZM225 96V97H226ZM192 97V96H191ZM198 97H199V95H198ZM197 96H196V99L198 98ZM212 97H210L209 99L210 100H212ZM169 98V96H167V100H169L168 99ZM190 98V97H189ZM227 98V97H226ZM232 98H236V99H232ZM163 99V98H162ZM179 99V98H178ZM196 99H194V100H196ZM233 100V102H234V100L236 101L238 98L237 97H235V95H234V97H230V99L228 98V100ZM163 100H165V99H163ZM180 100V99H179ZM179 100H178V102H179ZM224 100V101H223ZM223 100H222V103L223 102H226V104H225V106H226V108H223V107H221V106H218L219 107V109H220V107H221V109H223V110H220V111H222V112H225L224 110H226V116L228 115L227 113H230L229 115V117L227 118L226 116V119L223 117V118H221V116H224V114L223 113H221L222 115H220V117H219V122L221 121V123H219V126H220V124H224L225 126H227V125H230V127L233 125H231L230 124V122L229 123H227V125H226V122H228V121H231V120H228V119H231L232 118V120H235V119H237L238 117H240V114L238 115V113H239V110H238V113H237V107L236 108H233L232 106L233 105H231L233 102L232 101H227V99L225 100V98H223ZM166 101V100H165ZM22 102V103H21ZM174 104L176 103V102H174V101H172ZM178 102L175 104V106L176 105H178ZM199 104H202L201 102L202 101H200L199 102V100L197 101ZM227 102H228V104L230 105L229 107L230 108H227ZM237 102H238V100H237ZM250 102H252L251 104V106H252V108H249V104H250ZM19 103H21V105H19ZM180 103H182V101L180 102ZM184 103H182V105H183ZM206 104V103H205ZM204 103H203V105L202 106H204L205 105ZM246 104V105H245ZM44 105H45V102L43 103V106L41 107V108H43L44 107ZM185 105V104H184ZM193 105V104H192ZM247 105H248V108H247ZM179 106L180 105H178V108H179ZM205 106H207V105H205ZM250 106V107H251ZM40 108V109H41ZM180 108H182L181 106H180ZM184 108V107H183ZM191 108H192V106H191ZM194 108V107H193ZM246 108H247V110H246ZM33 109V110H32ZM197 109V108H196ZM229 109H234V111H236V112H233V116L231 115V111L232 110H229ZM254 111L255 110V112H253L252 110ZM262 111H261V110ZM185 110V109H184ZM186 110H188V109H186ZM193 110H195V109H193ZM192 110V111H193ZM205 110V113H207V110H208V106H207V110H206V108L204 109ZM203 110V111H204ZM246 110V111H245ZM252 112H251V111ZM189 111H191V109L189 110ZM199 111H201V109L200 108H198V113H199ZM202 111V112H203ZM230 111V112H229ZM256 111H257V115H256ZM187 112V111H186ZM194 112V114L196 115V110L195 111H193ZM192 112V113H193ZM201 112V113H202ZM246 112V113H245ZM248 112L249 113H251L250 114V116L248 115ZM189 113V112H188ZM197 113V114H198ZM208 113H209V110H208ZM207 113V114H208ZM235 113H237V115H236V117H235ZM253 113V114H252ZM184 114H186L185 113V111H184ZM191 114V113H190ZM194 114H192V116L194 115ZM204 114V113H203ZM203 114H200V116L201 115H203ZM7 115H8V117H7ZM187 115V114H186ZM194 115V116H195ZM206 115V114H205ZM204 115V118L205 117H207V119H208V116L206 115L205 116ZM209 115V114H208ZM241 115V116H242ZM252 115H255V116H253L252 117ZM263 117V118H261V116ZM185 116V115H184ZM183 116V119L185 118ZM193 116V118L195 119V117ZM196 116H198V120H199V118H200V116L199 115H196ZM258 116V117H257ZM260 116V117H259ZM210 117V116H209ZM202 118H203V116L201 117V121H202ZM255 118H257V121L255 120ZM263 119L262 121L260 120V119ZM181 119L182 118H180V119H178V122L179 121H181ZM197 119V118H196ZM224 119H225V123H224ZM243 119H245V120H247L246 118H245V116H243ZM177 120V119H176ZM210 120H212V118H210ZM238 120V119H237ZM247 120V121H248ZM259 120V121H258ZM207 121H208V124H209V126L210 125H212V122L215 124V122H214V120H212L211 121V123H209L210 121H209V119L208 120H206L205 119V121H202L203 123L205 122V123H207ZM175 122H177V121H175ZM195 122H197V121H195ZM237 122V121H236ZM183 124H184V122H182ZM258 123H260V126L258 127ZM5 124V125H4ZM237 124H239V122H237ZM185 125L187 126V127H189L190 126V128H191V125L189 124V126L187 125V124H184L183 126L185 127ZM199 125V123L197 124V126ZM204 125V124H203ZM216 125V124H215ZM200 126V125H199ZM199 126H198V128H199ZM214 126V125H213ZM217 126V125H216ZM225 126H220V127H223L222 128V131H223V133H222V131H221V129L218 127H216V131H218L219 130V133H220V135L221 134H224V132L226 133V131L228 132V130H229V134H230V137H228L229 135H226V134H224V135H222V137L221 136H219L218 137V135H219V133H217L216 131H215V127H212V128H214V131H213V133L211 134L210 133V135H211V137L212 136H214L215 137V139H213V138H211V139H213L215 142L217 141V139L219 138L222 142H220V140L218 139V141L216 142V143H218L217 145H216V143L212 140V142L213 143H215V146H217L219 149L220 148H222L224 151H222V152H219V153H221L220 154V156L222 157L223 156V154L227 151V152H229V154H230V156H234V155H236V156H234L233 157V159L229 162L230 164H229V166L227 165V166H225L224 168H226V169H222V168H220V166H218V169L215 167V166H211V169L210 168H208L210 165L209 164H204V167H203V165H201V167L200 168H198V169H201V168H203V171H204V174L203 173H201L202 175V177H203V175H204V177H208V175L206 176V173L208 174V173H213V175L217 172V177H216V174H215V176H214V178H213V181H214V179L216 180H218V179H221L222 178V182H219L217 185L215 184V189L217 190L218 188H217V186L220 184L223 188H225V187H227L228 185H231L232 187H234L236 184L238 185L239 183H237L238 181H239V179L241 180L242 179V183H240V187L239 188H237V185H236V189H234V190H230V189H228L230 186H228V188H226L228 191H225L222 195V197L220 198V191H218V193H217V191L215 190L214 191V193H217L216 195L218 196V198H220L219 200H217L218 198L217 197H215V195L213 196L212 194L211 195H204V196H206V197H202V199L201 198H199V199H201L202 200V202H206L207 204L206 205H204V208L205 207H207V209H211L210 210V212L212 213V216H213V222L212 221H208V220H203V221H201V220H196V217H195V219H194V221L192 220L191 222H193V224H192V226L190 227V228H188V226H186L185 224V222H183V220H181L182 222V224L181 223H179L178 222V220H179V218L181 217L182 219H185V218H183V217H185V213L186 214H188V212H187V210L189 211V210H193V207H196L197 205H199V206H201L199 203H197L198 201H196L197 199H198V197H194V198H196V202L193 200V202L192 201H188V199L189 198H191L192 196H190L189 198H187V200H186V203L184 202V204H186V206L184 205V206H178V204L177 205H175V203H173L174 202V200L172 201L171 199L173 198V196H169L167 193H165V191H166V189H167V187H165V185H164V182H166L169 178H164V177H162V176H160V177H162V178H164L165 179V181H164V179H163V181L164 182H161V184H159V186H158V188H159V192H160V195H162V194H164L165 195V197H166V195L167 196H169L168 198H170L171 197V199H169V204H171V206L169 207V208H167L166 207V204H164V203H166L167 202V200H166V198H164L163 199V196L161 197V196H159V198H160V203H163V204H159V201H157V199H156V196L155 195H153V194H151L149 197H151V201L149 202V204H148V206H147V211L145 210V208H142L141 207V203L140 202H138V200H140L139 198V195L137 196V199L135 200V197L133 198V201H134V203L133 202H131V199H130V196H128L129 194H128V192L125 194V196H127V198H126V201H124V198L125 197H119V196H114V197H111V196H109V195H107V194H110L111 195V193H109V192H111L110 190H107L108 192H107V194H106V197L107 196H109V199H108V197L106 198L105 197V195L103 196V195H101L102 197H100V198H102V200L100 199V198H97V197H95L96 198V200H100V201H102L101 203L104 205H102L101 203H100V201H99V203L102 205V207L100 206V204H98V202L97 201H95L96 203H97V206H96V208H95V205H94V203L92 202V200L90 199L91 198V196H92V194L94 193H92V194H90L89 193V196H86L87 197V199H89V201L87 200V199H85L86 201H87V203H88V205H87V207L88 206H90V205H92V206H90V208L88 207V208H86L90 213H92V214H90V215H93V213L95 212L98 216H100V215H102L103 216V218H105L104 216L107 214L108 216H109V218H108V220L110 221V223L112 222L113 223V225L112 224H110L109 223V221H107L106 219H103V221H102V219H101V217L99 218V219H97V221H96V219H94L97 223V225H95V221L93 222V223H89V222H92V219L90 218V215H88V217L90 218V219H88L87 221L88 222H86V220L84 221V223H83V221H81V219H78L79 217H81V216H79L78 217V215H80V214H75L76 212H77V210L78 211H81V212H79V213H82L84 216H87L86 214H84L83 212H82V210L81 209H79L78 207H75L74 206V202L78 205V203L79 202H77V200L79 201V199L80 198H82L81 196V194L79 193V195H81L80 196V198H78V199H76V197H75V195H74V197H73V194H74V192L75 191H77V189L75 188L76 187V185H75V187H73V183H74V181H75V179H76V181H75V184H77V186H79V183L80 184H82L85 180H88L87 182H85V185H86V183H87V185H89L88 184V182H91V180L90 179H86V177H85V172H84V176H83V173H76V171H78L77 169L79 168V167H75V171H73L74 170V168L72 169V171H73V174L74 173H76L75 174V178H74V175H72V171H70L69 173H71V174H67L68 175V177L66 176V178L64 177L63 178V176L61 175V176H58V175H56L55 177H53L54 179L55 178H58V180H56L57 182H56V184H58V186H59V184H62L61 186H62V188H63V183H64V181L66 182L67 180H68V182H70V181H72V182H70V183H72V184H68V182H67V185H72V187L74 188V190L75 191H73V192H71L70 194H69V196H68V194H67V192H66V197H68L69 199H65V195L64 196H62V197H64V199H65V201H67L68 202V200H70V202H68L70 205H69V208L71 207V211H72V209H73V211L71 212V211H69V212H71L73 215L75 214L78 218L75 220V218H73V219H71V220H73V223L74 222H76V221H79V223L80 224H82L81 225V227L79 226V228L80 229H78L77 228V224H78V222L74 225V226H76V229H77V231H75L72 227V224H71V220L68 218V220L69 221H65V222H62V224H61V222H59L60 223V225H58L56 222H55V225H56V227L54 226V223L53 222H51V219L53 218H49L50 219V222L51 223H53V224H46L47 222H46V220L48 219V217H46L47 216V214L45 215V217L47 218L46 220H45V217H43L44 215V213L40 216V217H43L44 219L42 220V218H40V217H37V220H41V222L42 223H44L43 221H45V223L44 224H46V226H48V227H45L44 225H39V224H37V227L36 226H34L33 224L30 226L29 224H26V222H25V220H24V222L23 221H21L20 223L21 224H23V225H25V226H22L20 223H18L19 222V220H20V218L21 217H23V216H21L20 218H19V220H15V219H13L12 221H13V224L12 225H8V227L6 226L8 223H10V222H7L6 220H9V217L12 215V213H11V215L9 216V217H7V214L5 215L4 213H3V211L1 210L0 211V214H1V216L2 215H4V216H6L7 218H5V220H2V219H4V218H0V264H264V174H261L260 172V170H256V169H258V168H256V167H254V166H252V163H246V162H244V158H246L247 156L246 155H248V157L249 158H252L253 156V158H260L261 159V156L260 155H262V159H264L263 158V155L264 154H260V153H262V151H259L261 148L260 147H257V145H254V144H251L252 145V147H254L253 148V152L254 151H256V154H258V155H256V157H255V155H254V153L252 152V147H250L249 148V146H251V145H249V143L248 144H246V142L243 144V143H241L242 145H245V147H248V148H246L247 150L249 149V150H251V151H247L246 149H245V151H244V147L240 144V138L238 137V132H237V129H236V138L238 139L239 138V140H237L236 138H235V136L233 137V133L231 134V128L229 127V126H227L228 128H227V130L226 129H224L225 128ZM182 127V126H181ZM180 127V128H181ZM187 127H185L186 129H188V132H190L191 133V130H192V133L193 134H195L194 133V131L196 130H194L193 131V129L191 128L190 130H189V128H187ZM201 129H202V127H204V126H202V124H201ZM258 127V128H257ZM260 127L262 128V130H260ZM183 128V127H182ZM195 128V127H194ZM173 129H174V127H173ZM198 130H200V128L198 129ZM204 130V129H203ZM202 130V131H203ZM197 131V130H196ZM195 131V132H196ZM171 133H170V135L168 136V138L170 137V138H173V137H171V135L173 134V132L172 131H170ZM180 133V132H179ZM264 133V132H263ZM178 134V133H177ZM192 134V135H193ZM196 134H198L197 132H196ZM203 134V133H202ZM228 134V133H227ZM174 135V134H173ZM192 135H190L189 134V139H187V138H185L187 141H189V140H192L193 138H194V136H192ZM200 135V134H199ZM209 135V134H208ZM210 135L208 136V137H210ZM263 135L264 134H262V137H263ZM181 136V135H180ZM196 136V138L195 139H197V138H199L197 135H195ZM224 136V137H223ZM227 136V137H226ZM33 137H34V135H33ZM177 137V136H176ZM191 137H193L192 139H191ZM218 137V138H217ZM232 137V138H231ZM168 138H166V139H168ZM174 138H175V135H174ZM221 138H224V139H226V142L224 141V139L222 140ZM232 139V141H234V142H232L230 139ZM264 138V137H263ZM165 139V140H166ZM180 140L181 139H184L182 136L179 138ZM179 139L177 138L176 140H177V143H178V141H179ZM195 139H193V140H195ZM200 139V138H199ZM236 139V140H235ZM169 140V139H168ZM168 140L166 141L167 143H168ZM171 140H174V142L176 143V140L175 139H170V141H169V144L170 143H174V142H171ZM186 140H184V141H186ZM1 141H0V144H1ZM197 141H199L198 139H197ZM237 141H239V142H237ZM166 142L165 143H163V145L161 146V147H165L166 145ZM190 142V141H189ZM188 142V143H189ZM196 141H193V143H195ZM219 142H220V144H219ZM228 142V143H227ZM232 142V143H231ZM240 146V148H239V146L236 144V143ZM187 143V142H186ZM191 143V142H190ZM198 143H201L200 141L198 142ZM221 143H222V145H221ZM225 143V144H224ZM197 146H198V144H197V142L195 143ZM228 144V146H226ZM230 144H232V146L230 145ZM175 146H173V147H180V145H176V144H174ZM221 145V146H220ZM254 145V146H253ZM89 146H90V144H89ZM149 146V145H148ZM147 146V147H148ZM151 147H152V149H153V146L152 145H150ZM169 146H171V145H169ZM168 145L165 147V152L164 153H166V152H168L170 149V151H171V153L173 154V147H169ZM187 146V145H186ZM185 146V147H186ZM194 147V145L192 144H190V148L191 147ZM226 146V148H224ZM146 147V148H147ZM150 147V148H151ZM155 147V146H154ZM169 147V148H168ZM179 147L176 149L177 151L176 152H178V149H179ZM182 147V146H181ZM181 147H180V151H183L182 149H186V148H182L181 149ZM196 147V146H195ZM227 147H228V149H227ZM230 147V148H229ZM235 147V148H234ZM237 147V148H236ZM243 147V148H242ZM166 148H168V151H167V149ZM187 148H189V147H187ZM189 148V149H190ZM234 148V149H233ZM260 148V149H259ZM90 149V148H89ZM143 149V148H142ZM164 149V148H163ZM175 149V148H174ZM192 149V148H191ZM232 150V152H233V154H232V152H231V150ZM236 149H241V150H239V152L238 153H235V151H238V150H236ZM193 151H191V153H193L194 152V149H192ZM90 151H91V149H90ZM154 151V150H153ZM156 151V150H155ZM164 151V150H163ZM169 151V152H170ZM186 151V150H185ZM185 151H184V153L182 152V153H180V152H178V153H180L179 154V158L177 157V153L174 155V156H176V159L173 157V159L174 160H176L175 161V163H174V166L177 168V166H180V162H182L183 161V158L184 157H186V155L188 154V151L185 153ZM240 151H241V153H240ZM243 151V152H242ZM92 152V151H91ZM90 152V153H91ZM149 152V151H148ZM246 152H247V154H246ZM252 152V153H251ZM263 152H264V149H263ZM191 153H190V151H189V154L191 155ZM235 153V154H234ZM239 153H240V155H239ZM249 153V154H248ZM12 154V155H11ZM93 154V153H92ZM95 154V153H94ZM182 154H184L185 156H182ZM189 154L187 155V157H189ZM242 154V155H241ZM245 154V155H244ZM251 154H253V156L251 155ZM71 155H73V154H71ZM98 156H100L101 157V155L100 154H97ZM250 155V156H249ZM58 156H60L61 157V159H63V161L65 160L64 158H66L65 156H61V155H58ZM85 155L84 154H82L81 156L79 155V157H81V158H78V156L76 155V156H74L73 157V160L75 159V158H77L76 160H78L77 162H79V161H82V159L84 160V158H85V160H86V158L89 156H87V157H84ZM155 156H157L156 154H155ZM181 156L183 157V158H181ZM199 156V155H198ZM202 155H200V157H201ZM13 159H12V158ZM53 157V156H52ZM54 157H56V156H54ZM53 157V158H54ZM59 157V158H60ZM62 157H64V158H62ZM72 157V156H71ZM71 157H70V161L68 160V162H72L71 161ZM82 157H84V158H82ZM90 157H91V155H90ZM95 157V156H94ZM97 157V156H96ZM95 157V160L97 159ZM102 157H109L108 155L106 156H103L102 155ZM231 157V158H232ZM236 157H238L239 158V160L236 158ZM49 158H50V156H49ZM103 158V159H101V158H98V160L99 159H101L102 160V163L100 164V165H104L105 163V165L104 166H102V167H104L103 169H101L102 167L100 166V167H98V168H100L101 169V171L103 170H105V171H108V169L110 170V171H108V172H104L103 173V171H102V173H100L101 171H100V169H98V171H96V169H97V166H99V162L100 161H98V164L96 165V168L91 164V165H84V162H82L83 163V165H80V167H82L81 169H83V166H90L91 168H92V166L95 168V170L94 171H96V175L98 174V172L100 173V174H98L99 176L102 174H104L101 178L99 177L98 179H100V180H98V179H96L97 181H102V182H97V184H96V186L94 185V184H92V182H91V184L90 185H93L92 187L93 188H96L99 184V186H98V189L100 190H98L97 188V190H95L94 189V191H96V192H100V193H102L103 191H105L106 192V188L108 187V189H110L111 187L113 188V187H115L116 185H113V184H115V182L114 181H116V180H118V179H115V176H114V181L112 180V182L111 181H109V179H110V176H111V170L113 169V167H112V169H110L111 167H110V164H112L113 165V158H111L110 157V160H113V161H109V159L108 158ZM158 159H159V157H157ZM57 159H58V157H57ZM60 159V160H61ZM92 160V158H88V161L89 160ZM108 159V160H107ZM157 159V160H158ZM177 159H178V161L180 160V162H177ZM185 159V158H184ZM47 160V159H46ZM45 160V161H46ZM49 160H52V159H49ZM104 160H105V162H104ZM106 160L107 161H109L110 162V164L106 167V165L109 163V162H106ZM160 160L161 159H159L158 161H159V163H160ZM182 160V161H181ZM241 160H242V162H241ZM87 161V160H86ZM85 161V162H86ZM93 161V160H92ZM158 161H157V163H158ZM47 162H50V161H47ZM90 162V161H89ZM93 162H96V161H93ZM92 162V163H93ZM163 162V164H162V166L165 164V162H164V160L162 161L161 160V163ZM177 162V163H176ZM52 163V166L55 168V163L52 161L51 162ZM58 163H60V162H58ZM65 165H67L65 162H63ZM73 163V162H72ZM150 163V162H149ZM183 163V162H182ZM181 163V165H182V167H181V169H179L180 171H183L184 170V168H183V164ZM209 163V162H208ZM48 164V163H47ZM55 164V165H54ZM79 164H80V162H79ZM95 164V163H94ZM114 164H116V163H114ZM122 164H123V162H122ZM121 164V165H122ZM126 164V163H125ZM175 164H179V165H175ZM64 165V166H65ZM119 165V164H118ZM152 165V164H151ZM158 165V164H157ZM166 165V164H165ZM165 165H164V167H163V169L165 168ZM168 165V164H167ZM206 165H208V166H206ZM7 166V167H6ZM48 165H46V167H47ZM51 166V167H52ZM62 166H63V164H62ZM116 165H114V167H115ZM125 166V165H124ZM127 166V165H126ZM135 166V165H134ZM207 168H206V167ZM46 167H45V170H46ZM50 167V168H51ZM53 167H52V169H53ZM110 167V168H109ZM123 167V166H122ZM122 167H120V168H122ZM213 167H214V170H213ZM252 167H254V168H252ZM43 168H44V166H43ZM91 168H88V167H85L83 170H86V171H88V170H90V171H88V172H92L91 171ZM107 168V169H106ZM119 168V167H118ZM183 168V169H182ZM220 168V169H219ZM229 168V169H228ZM114 169H116V168H114ZM123 169H125V168H123ZM122 169V170H123ZM178 169V168H177ZM205 169V170H204ZM210 169V170H209ZM228 169V170H227ZM47 170H48V167H47ZM50 170V169H49ZM55 170H56V168H55ZM55 170H53L52 172H54L55 173ZM59 170H60V168H59ZM64 170V169H63ZM117 170V169H116ZM121 170V169H120ZM121 170V171H122ZM202 170V169H201ZM211 171L212 170V172H209V171ZM217 170V171H216ZM218 170H220V173H218ZM222 170H224V171H226L227 170V172H228V174H229V172L230 173H232V172H234V173H232V174H234L235 175V177H236V174H240L241 176H239V178L237 177V178H235L234 176H232V177H234V179L235 180H231L230 178H228L229 176L228 175H226V176H228V177H224V174L222 175ZM232 170V171H231ZM66 171V170H65ZM113 171V170H112ZM117 171H119V170H117ZM117 171H113V173L116 175V174H118V173H116ZM124 171V170H123ZM176 172V174L175 173H170V174H175L176 176H180L181 174H183V172L181 173L180 171L179 172H177V170H175ZM208 171V172H207ZM214 171V172H213ZM8 172H9V170H8ZM60 172V171H59ZM126 172H127V170H126ZM202 172V171H201ZM206 172V173H205ZM50 173V172H49ZM94 173V172H93ZM107 173V174H106ZM108 173L110 174L109 176H108ZM133 173V172H132ZM158 173H160V172H158ZM157 173V174H158ZM162 173V172H161ZM165 173V172H164ZM167 173V172H166ZM177 173H180L179 175H177ZM8 175L7 176H9V173H7ZM56 174H58V172L56 173ZM61 174V173H60ZM59 174V175H60ZM63 174V173H62ZM220 174V176L218 177V175ZM231 174V175H232ZM49 175H51V174H49ZM71 175H72V177H71ZM77 175V176H76ZM79 175V176H78ZM95 175V173L93 174V176ZM98 175H97V177H98ZM162 175H163V173H162ZM167 175V174H166ZM169 175V174H168ZM171 175V176H172ZM11 176V175H10ZM53 176V175H52ZM51 176V177H52ZM81 176V177H80ZM82 176H83V178L85 179V180H83V178H82ZM130 176V175H129ZM139 176V175H138ZM144 176H146L145 174H142V177H144ZM164 176V175H163ZM210 176V175H209ZM48 177H50V176H48ZM96 177V176H95ZM113 177V176H112ZM111 177V178H112ZM166 177H168V176H166ZM201 177V178H202ZM227 180H225L224 178ZM62 178H63V183H62ZM68 178V179H67ZM147 178V177H146ZM157 178H159V177H157V176H155V178H153L154 179V181H156L157 180ZM172 178V177H171ZM173 178H175V177H173ZM179 177H177L176 179H178ZM3 179V178H2ZM1 179V180H2ZM61 179V180H60ZM69 179H73V180H69ZM80 179V180H79ZM123 179V178H122ZM144 179V181H146L145 180V177L143 178ZM148 179V178H147ZM161 179V178H160ZM187 179V178H186ZM203 180H204V178H202ZM226 181H224V180ZM228 179H230V180H228ZM233 179V178H232ZM236 179H238V181L236 180ZM0 180V182H3V184H4V186H5V180L3 181H1ZM9 180V179H8ZM83 180V181H82ZM90 180V181H89ZM108 180V181H107ZM175 179H173L172 181H174ZM179 180H180V178H179ZM179 180H177V183H179L180 181ZM216 180V181H217ZM44 181V180H43ZM46 181V180H45ZM60 181V182H59ZM79 183H78V182ZM82 183H81V182ZM119 181V180H118ZM127 181V180H126ZM158 181H159V179H158ZM171 181V182H172ZM230 181H232V182H234V181H236V182H234L235 183V185H233L232 183H229ZM52 182V181H51ZM54 182V181H53ZM52 182V185L55 183H53ZM77 182V183H76ZM107 182H111V183H113V184H111L110 183V186L111 185H113V186H109V185H107V184H109V183H107ZM117 182V181H116ZM147 183V186H151V185H153V183H152V180H151V178H149V181H146ZM157 182V181H156ZM170 182V183H171ZM203 182V181H202ZM9 183V182H8ZM12 183H13V181H12ZM44 184L45 183H48V182H43ZM102 183V184H101ZM123 183V182H122ZM160 183V182H159ZM167 183H169V182H167ZM173 183V182H172ZM172 183H171V185H172ZM43 184V185H44ZM49 184H50V182L48 183V184H46L45 186V189L46 188H48V189H46V191H43V192H46V193H48V190L50 191V186H49ZM84 184V183H83ZM121 183L119 182H117V186H118V188H120L119 187V185H120ZM123 184H125V183H123ZM141 184V183H140ZM144 184V183H143ZM174 186H177V185H175L176 183H175V181H174ZM187 184V183H186ZM193 184V183H192ZM197 184V183H196ZM195 183H194V185H196ZM226 186H225V185ZM13 185H15V184H13ZM12 185V186H13ZM40 185H42V184H40ZM51 185V184H50ZM89 185V186H90ZM103 185H105L106 186V188H105V186L103 187ZM122 185V184H121ZM158 185V184H157ZM49 186V187H48ZM70 186H68V187H70ZM81 186H84V185H81ZM80 186V188L82 189V188H84V190H86V188H85V186L84 187H81ZM95 186V187H94ZM103 188V190H101V187ZM124 186V185H123ZM178 186H181V183L178 185ZM178 186H177V188H178ZM186 186V185H185ZM183 184H182V187H185ZM187 186H188V184H187ZM0 187L1 188H3V185L1 186V184H0ZM13 187H15V186H13ZM39 187V186H38ZM44 187V186H43ZM87 187V186H86ZM140 187V186H139ZM148 187V188H149ZM39 188H41V187H39ZM52 188H54L53 186H52ZM52 188H51V190H52ZM56 188V190H55V193H54V191H51V192H53L55 195H58V193H56L57 192V186L55 187ZM61 188V187H60ZM65 188V187H64ZM73 188H72V190H73ZM78 189H79V187H77ZM89 188V187H88ZM87 188V189H88ZM117 187H116V190L118 189ZM125 188H126V185H125ZM174 188H176V187H174ZM12 189V188H11ZM33 189H35V188H32V191H33ZM59 189V188H58ZM69 189V188H68ZM127 189V188H126ZM1 190V189H0ZM4 190V189H3ZM2 190V191H3ZM13 190V189H12ZM16 190V189H15ZM15 190H13V191H15ZM31 190V189H30ZM37 190H39L38 188H37ZM42 190V189H41ZM61 190V189H60ZM63 190V189H62ZM113 190H115V188L113 189ZM122 190L123 191H125V189H123L122 188ZM122 190H120V189H118L117 191H120V193H122ZM179 190V189H178ZM5 191V190H4ZM7 191V190H6ZM5 191V192H6ZM64 191H69V190H67V189H65ZM91 191V189L89 188V190H88V192H90ZM102 191V192H101ZM127 191V190H126ZM8 192V191H7ZM6 192V193H7ZM18 192L19 191H17V193H16V191H15V193L13 192L12 193V191L9 193V194H11V195H14V197H15V195H17L18 194ZM34 192V191H33ZM61 193H62V191H60ZM81 192V191H80ZM87 192V191H86ZM95 192V193H96ZM179 192H181V191H179ZM178 192V194H181L180 195V197L182 198V199H184L186 196H183L182 194L183 193H179ZM6 193H2L1 195H0V198L3 200H0V203H1V201H2V203H4V204H8V203H10V200L11 199H9V201H6V200H8L7 198L5 199L4 198V196H6ZM20 193V192H19ZM41 193H42V191H39V193H37V194H40V199H41V197L43 198V196L41 195ZM82 193H83V191H82ZM4 194V195H3ZM27 194V193H26ZM43 194V193H42ZM112 194H115V191H113V193ZM117 194H119V192L117 193ZM128 194V195H127ZM3 195V196H2ZM19 195V194H18ZM23 195H25V194H23ZM28 195V194H27ZM43 195H45V194H43ZM59 195H61V194H59ZM58 195V196H59ZM70 195L72 196L71 198L73 199V202L71 201L72 199L70 198ZM83 195H87V194H83ZM95 195V194H94ZM94 195H93V197H94ZM116 195V194H115ZM121 195V194H120ZM123 195V194H122ZM22 196V195H21ZM21 196H20V198H21ZM46 197H48L47 195H45ZM52 196V195H51ZM76 196H77V194H76ZM208 196H212L211 197V199L212 198H214V200L215 201H213V199L211 200V201H208L210 198L208 197ZM28 197V196H27ZM53 197V196H52ZM55 197V196H54ZM61 197V199H58V201L57 202H60V206L62 207H68V205H65V201H64V199ZM111 197V198H110ZM116 197H118V198H116ZM129 197V198H128ZM139 197V198H138ZM22 198H23V196H22ZM57 198H59V197H57L56 196V199ZM83 198H85V196L83 197ZM114 200H113V199ZM119 198L121 199V200H119ZM144 198V197H143ZM158 198V197H157ZM205 198V199H204ZM207 198V199H206ZM5 199V200H4ZM27 198H26V196L23 198V200H26ZM39 199V200H40ZM45 199H48V198H45ZM44 199V200H45ZM103 199H106V200H104L105 202L103 203ZM111 199V200H110ZM130 199V200H129ZM186 199V198H185ZM15 200V199H14ZM13 200V201H14ZM16 200H17V196H16ZM19 200V199H18ZM20 200H22V199H20ZM60 200V201H59ZM82 200H84V199H82ZM107 200H109V202L111 203H109ZM113 200V201H112ZM143 200V199H142ZM163 200V201H162ZM165 200V201H164ZM204 200V201H203ZM6 201V202H5ZM12 201V200H11ZM48 201V200H47ZM55 201V200H54ZM80 201H81V199H80ZM93 201H94V199H93ZM121 201H124V202H121ZM136 201V202H135ZM141 201V200H140ZM172 201V202H171ZM208 201V202H207ZM15 202V201H14ZM17 202V201H16ZM25 202V201H24ZM24 202H22V201H19V203L21 204H19L18 202L16 203V204H19L20 206H23V205H26V204H28V202H26L25 204H24ZM32 202V201H31ZM46 202V201H45ZM63 202V203H62ZM72 202V203H71ZM89 202H92V203H90V205H89ZM139 204H138V203ZM23 203V204H22ZM39 203V202H38ZM42 203V202H41ZM48 203V202H47ZM50 203H51V201H50ZM49 203V204H50ZM86 203V202H85ZM86 203V204H87ZM131 203V204H130ZM137 203V204H136ZM173 203V204H172ZM188 203V204H187ZM30 204V203H29ZM34 204L35 203H33V204H31V205H33L32 206V208L34 207ZM40 204V203H39ZM54 204H55V202H54ZM71 204H72V206H71ZM81 206L82 205H85V204H83L82 203V201H81ZM79 204V205H80ZM129 204V205H128ZM1 205V204H0ZM3 205V204H2ZM1 205V206H2ZM10 205V204H9ZM76 205V206H77ZM99 205V206H98ZM139 207H141V208H139ZM17 206V205H16ZM80 206V207H81ZM86 206V205H85ZM3 207V206H2ZM5 207H6V205H5ZM9 207H11V206H9ZM41 207H43V206H41ZM40 207V208H41ZM46 207L48 208V210L49 209H51V206H50V208L47 206V204H46ZM77 208V209H75V208ZM91 207H92V209H91ZM98 207V208H97ZM99 207H101V208H99ZM1 208V207H0ZM25 209H24V211L26 212L27 210H26V206L24 207ZM28 208H29V205H28ZM57 208H59L58 206H57ZM84 207H82V209H83ZM2 209V208H1ZM36 209V208H35ZM38 209H39V207H38ZM74 209L76 210V211H74ZM104 209V210H103ZM4 210V209H3ZM45 209L43 208V211H44ZM57 210H61V208H59V209H57ZM63 210V209H62ZM61 210V211H62ZM67 210H69V209H67ZM144 210V211H143ZM6 211V210H5ZM13 211V210H12ZM16 211H18V210H16L15 209V211L14 212H16ZM19 211H20V209H19ZM28 211H30V210H28ZM42 211V210H41ZM46 211V210H45ZM51 212H53V213H55L54 212V210H53V207H52V209L50 210ZM146 211V212H145ZM22 212H23V209H22ZM47 212V211H46ZM63 212L65 213V210H63ZM103 212V213H102ZM145 212V213H144ZM24 213V212H23ZM23 213H22V215H23ZM40 213V212H39ZM50 213V212H49ZM63 213V214H64ZM78 213V212H77ZM26 214V213H25ZM63 214L61 215L62 216V219H63ZM66 214V213H65ZM100 214V215H99ZM27 215V214H26ZM29 215H31V217L33 216V213L32 214H29ZM29 215H27V216H29ZM49 215V214H48ZM54 215H56V213L54 214ZM182 215H184L183 217H182ZM0 216V217H1ZM25 216V215H24ZM26 216V217H27ZM49 216H51V215H49ZM58 216L59 215H57V218L56 219H58ZM67 216V214L64 216V218ZM70 216H71V214H70ZM69 215L67 216V217H70ZM83 216V217H84ZM214 216H215V218H214ZM3 217V216H2ZM56 217V216H55ZM186 217H188V218H190L189 217V215H186ZM24 219H25V217H23ZM61 217L59 216V219H60ZM180 218V219H181ZM11 219V218H10ZM31 219V218H30ZM14 220L15 221H17V222H15L16 224L18 223L19 225H21V227H19V226H17L16 227V225H14L15 223H14ZM61 220V219H60ZM65 220V219H64ZM91 220V221H90ZM106 220V221H105ZM113 220V221H112ZM5 221V222H4ZM27 221V220H26ZM28 221H30L29 220V217H28ZM63 221V220H62ZM105 221V222H104ZM205 221H207V222H205ZM32 222V221H31ZM67 222V223H66ZM100 222V223H99ZM102 222H104L105 224H103ZM205 222V223H204ZM210 222V223H209ZM28 223V222H27ZM33 223V222H32ZM67 224V226L65 227V225ZM69 223V224H68ZM17 224V225H18ZM31 224V223H30ZM86 224H87V226H86ZM100 224H102V225H100ZM108 224V225H107ZM191 224V223H190ZM26 225H27V227H26ZM51 227H50V226ZM100 225V226H99ZM103 225H104V227L105 226H107L108 227V229L110 228V231L107 229V227H105L102 231L101 230H99V229H102L103 228ZM112 225V226H111ZM114 225L116 226V228L114 227ZM182 225H185V226H182ZM16 228H15V227ZM29 226V227H28ZM59 226L61 227V226H63L62 228H63V230L62 229H60L59 228ZM99 227V229H98V227ZM102 226V227H101ZM110 226V227H109ZM15 228V230L14 229H12V228ZM25 227V228H24ZM101 227V228H100ZM115 228V229H111V228ZM17 229V230H16ZM106 229V230H105ZM79 230V231H78ZM114 230V231H113ZM112 231V232H111ZM68 232V233H67ZM63 233H66V234H68V236H63Z\"/></svg>",
    "mask_w": 264,
    "mask_h": 264
}]
</instances>
